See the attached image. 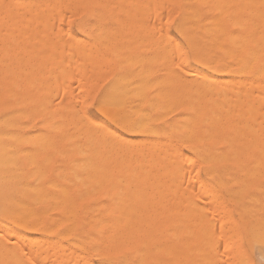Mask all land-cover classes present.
<instances>
[{
  "label": "bare ground",
  "instance_id": "bare-ground-1",
  "mask_svg": "<svg viewBox=\"0 0 264 264\" xmlns=\"http://www.w3.org/2000/svg\"><path fill=\"white\" fill-rule=\"evenodd\" d=\"M3 1V0H2ZM1 0H0V6H2V3L4 2H2ZM13 2H14V0H12ZM20 1V0H19ZM18 0H17V2H19ZM22 1L23 0H21L19 3H17L18 5H16L15 4V6H17V7H15V9L14 10H12L13 8H11V10H12V14L11 15H9L10 17H8V18H12V20H10L11 22L12 21H16V20H18V19H27L28 20V24L30 25V26H32V25H35V24H39L40 25V27H41V25H42V27H43V29L42 28H40L39 30H42V31H40V32H42L41 33V38H43V43H42V40H41V44H43L42 46H41V49H43L42 47L43 46H46V45H44V43L45 44H47L46 42V40H48V42H49V40H50V37L53 35V37L55 38V37H57V35L55 34V33H57V31H55L56 30V28L57 29H59L60 30V27H61V22H60V20L61 19H53V18H47V17H49V15L48 16H46L47 15V13H48V11H46L45 13H46V15L45 14H43V13H37V14H34V15H32L31 14V12L32 11H35L36 12V9H35V6L36 5H38L39 7H40V5L38 4V3H40L41 2V0H31L29 3H27V0L25 1L26 3H22ZM54 2H56V0H53ZM53 1L52 0H49V1H47L46 3H44L45 5H43V6H45L46 8H50V9H55V8H52V7H50V5H52V4H54L53 3ZM58 1V0H57ZM60 1V0H59ZM74 1V0H73ZM110 1H113V0H110ZM123 1V0H122ZM138 1V0H137ZM161 1V0H160ZM12 2V3H13ZM15 2H16V0H15ZM44 1H42V3H43ZM66 2H67V0H66ZM91 2V1H90ZM99 2V1H98ZM114 3H115V1H113ZM118 1H116V3H117ZM120 2V1H119ZM141 2V4H142V1H140ZM148 2H149V0H148ZM159 2V1H158ZM163 2V1H162ZM171 2V1H170ZM176 2H177V0H176ZM182 2V1H181ZM188 2V1H187ZM203 2H205V0H198V1H196V3H199V4H201V3H203ZM207 2L208 3H213V2H215V0H207ZM233 2H237V3H240V2H244V0H233ZM5 3V6H6V2H4ZM3 3V4H4ZM42 3H40V4H42ZM84 3V2H83ZM94 3V2H93ZM95 3H96V1H95ZM112 3V2H111ZM115 3V4H116ZM123 3H125V1H123ZM122 3V4H123ZM127 3H128V1H127ZM143 3H145L144 1H143ZM153 3V2H152ZM90 4V3H89ZM133 1L131 0V6H135V4H133ZM147 4L148 3H146L145 5L147 6ZM166 4V3H165ZM68 5V4H67ZM72 5V4H71ZM78 5V4H77ZM92 5V4H91ZM105 5H108V3L107 4H105ZM143 5V4H142ZM149 5V4H148ZM159 5V4H158ZM7 6H8V4H7ZM6 6V7H7ZM11 6V5H10ZM37 6V8H39ZM109 7H110V4L108 5ZM131 6H130V10H126V9H128V8H126V7H124L125 8V12L122 10V13H120L121 15V20L123 19V22L126 20V21H129V22H134L135 21V19H136V21L135 22H137V19H138V17H144V13H145V11H147L148 9L146 8V10H145V8L143 7V6H141L140 5V3L138 4V6L136 5L135 7H133V9L131 8ZM150 6V5H149ZM156 6V5H155ZM2 7H4V6H2ZM5 7V8H6ZM12 7V6H11ZM42 7V6H41ZM109 7H107V11H109L110 9H111V7L109 8ZM123 8V6H120V8ZM164 7V6H163ZM193 7V6H192ZM8 8V7H7ZM68 9H69V5H68V7H67ZM150 8H152V6L150 7ZM3 9V8H2ZM10 9V8H9ZM35 9V10H34ZM44 9V8H43ZM42 9V10H43ZM58 9V8H57ZM85 10H86V8H84ZM93 8L92 7H89L87 10L88 11H92V13H93V10H92ZM104 9V8H103ZM115 9V8H114ZM159 9V8H158ZM0 10H1V7H0ZM45 10V9H44ZM73 10V9H72ZM86 10V12H88ZM95 10V9H94ZM106 9H104V11H105ZM154 10V9H153ZM152 10V11H153ZM182 10H184V9H182ZM201 10H202V8H201ZM28 11V13H25V12H27ZM31 11V12H30ZM83 11V10H82ZM99 11H101V10H99ZM99 11H97V12H99ZM113 11V10H112ZM111 11V13H113ZM119 11H121V10H119ZM135 11V13H133ZM149 11V10H148ZM152 11H151V16H152ZM155 11V10H154ZM204 11V10H203ZM208 11H209V9H208ZM211 11V10H210ZM209 11V12H210ZM1 12V11H0ZM40 12H43V11H40ZM85 12V11H84ZM94 12H96V11H94ZM96 12V13H97ZM106 12V11H105ZM158 12V11H157ZM206 13H208L207 11H205ZM3 13V12H2ZM6 13L7 12H5L4 14H5V17H6ZM9 13H11L10 11H9ZM95 13V14H96ZM174 13V12H173ZM212 13H214L213 14V16L216 14V12H214V10H213V12ZM237 14H238V16H239V14H240V11H239V13L238 12H236ZM246 13V12H245ZM80 14V13H79ZM78 14V15H79ZM104 14V13H103ZM102 14V15H103ZM153 14H155V15H157L156 13H153ZM247 14V13H246ZM29 15H31L30 17H28ZM46 16V18H45V16ZM73 15V14H72ZM87 15H88V13H87ZM92 15H94V13L92 14ZM217 15V14H216ZM234 15V14H233ZM240 15H244V14H240ZM248 15V14H247ZM8 16V15H7ZM56 17H59L58 16V14L57 15H55ZM98 15H96L95 17H97ZM110 16V15H109ZM146 16H147V14H146ZM226 16V15H225ZM1 18L3 17L2 16V14H1V16H0ZM54 17V16H53ZM92 17V16H91ZM116 18H117V16H115ZM118 17H119V14H118ZM149 17V16H148ZM153 17V16H152ZM155 17V16H154ZM153 17V18H154ZM169 17V16H168ZM228 17V16H227ZM0 18V19H1ZM115 18V21H114V19L112 20V21H114L115 23H117L118 24V22L120 23V27L122 26V24H121V20H118V19H116ZM146 18V17H145ZM208 18V17H207ZM210 18V17H209ZM208 18V20H210ZM213 18V17H212ZM217 18H219L218 17V15H217ZM222 19H223V17H221ZM226 18V17H225ZM224 18V19H225ZM231 19H233V17H230ZM229 18V19H230ZM239 18V17H238ZM3 19V18H2ZM7 19V18H6ZM119 19H120V17H119ZM214 19V18H213ZM216 19V18H215ZM236 19H237V17H236ZM241 20H243L244 21V23H241V24H245L247 21V16L245 17V18H240ZM240 19H238V21H241ZM246 19V20H245ZM91 20V19H90ZM93 20V19H92ZM95 20V19H94ZM93 20V21H94ZM98 21H100L99 19H97ZM97 20H96V22H97ZM142 20V19H141ZM140 20V21H141ZM147 20V19H146ZM197 20H198V13H197V11H195L193 8H191V7H187L186 9H185V13H184V15H183V17L180 19V21L177 23V25H176V31H177V36L179 37V38H181V39H183L186 43H187V45L189 46V48L191 49V52H193V53H195L196 55H201V57H203V58H206L207 59V55H205V53H203L202 52V50H201V48L199 47V42L201 41V36H200V34H204L205 35V33H207L208 35H210L209 33H213V32H215L214 34H215V36L213 37V42L215 43L214 45H217L218 46V48H220V57H222L221 59H223L224 61H228L229 63H226V62H224V61H222V62H224V63H222L221 65H215L214 63H211V65L210 66H208V64L206 65V64H201V63H199V68H207V72H204L202 69L201 70H199V69H196V68H194L193 66H191L190 65V62H189V60L188 59H186L185 60V63H186V67L188 68V69H190L191 70V73H190V79H187V80H184V81H179V80H177L174 76H172L171 75V72L169 71L167 74H165L164 76H161L160 78H153L152 77V75H151V73H150V71H149V69H147V67H146V65L147 64H149V62H150V57L148 58V57H146V55L145 56H143V55H138V56H134V57H132V56H130V54L129 53H127V50L126 51H123V48L122 47H119L116 51H112V53H114V56H115V59L116 58H119V59H121V60H123V64H122V73H120L119 75H117L115 78H111L110 77V79L109 80H111V82L105 87V89H104V93H103V95L101 96V98H100V108H101V112H102V114L104 115V118H106V119H108V115L107 114H117V113H120L121 115H123V117L125 118V121L126 122H134V121H136V120H140V119H143V118H145V116H151V117H158V119L160 120V121H164V124L163 125H161L160 123H158V122H156V121H153V123H154V125L156 126V127H167L168 129H169V131H173V132H178V133H185L186 134V136H187V138H188V141H189V143H190V147L188 148V151L190 150V151H192V149L193 148H195V149H197L198 150V154H197V152H193L194 154H196V155H199L201 158H202V160L204 161V162H206V163H208L209 165H211L212 166V170H215V169H217V170H219V171H227V170H232V171H235L236 173H234V174H237V172H238V174H239V172H241V173H245V174H247L248 175V173L247 172H249V174H250V172H251V170H243V171H236L235 169H233L232 168V166H231V164L229 163V157L230 156H233V155H239L241 158H246V156H247V154H248V152L249 151H251V150H255V149H258V147H259V144H260V133H261V130H262V128H264V123H262V122H264V94H262L263 93V91H262V93L261 94H258V95H260V96H258V95H255V96H257L258 97V99H255V100H258L257 101V103H256V101H255V103H250V101L249 100H251V96H249L248 94L246 95V93H249L250 94V91H253V88H257V84H256V86H255V83H254V85H253V83L252 82H254L253 80H251L250 82L252 83V84H250V83H248L249 85H251V86H253V87H251V86H249L248 87V85H247V82H246V77L247 76H244V75H242L241 73H239L238 71H237V61H238V58H239V55L240 54H242L243 53V51L247 48V47H249L252 43H256L257 41H258V39H259V31L257 30V32H256V40L255 41H250L249 39H248V36H249V31H250V28H251V24H250V27L248 26V28L246 27V25H240L239 24V26H235L236 28H232L231 27V30H229V31H226V30H223V28L221 27H218V25L217 24H210L211 22H208L207 24H205L206 22H204V24L205 25H202V26H198V27H196V26H194L195 25V23L197 22ZM7 20H5V22H6ZM24 21V20H23ZM111 21V20H110ZM143 21L144 20H142V23H141V26H142V24H144L143 23ZM213 21V20H212ZM216 21H217V19H216ZM221 21V20H220ZM227 21H228V19H227ZM227 21H225V23H227ZM230 21V20H229ZM228 21V22H229ZM238 21H236V23L238 22ZM257 21H259V20H257ZM18 22H19V20H18ZM218 22V21H217ZM232 21H230V23H231ZM0 23H2V22H0ZM4 23V22H3ZM10 23V22H9ZM13 23V22H12ZM26 23H27V21H26ZM128 23V22H127ZM139 23V22H138ZM153 23V22H152ZM151 23V24H152ZM213 23H215V22H213ZM224 23V24H225ZM233 23V22H232ZM249 23V22H248ZM257 23H259V22H257ZM22 24H24L25 25V23L23 22H21V25ZM98 24V23H97ZM96 24V25H97ZM150 24V23H149ZM167 24V23H166ZM11 24H9V26H10ZM19 25V24H18ZM23 25V26H24ZM123 25H125V23L123 24ZM139 25V24H138ZM137 25V26H138ZM154 25V24H153ZM220 25H222V24H220ZM219 25V26H220ZM227 25H232V24H227ZM6 26V25H5ZM13 26V25H12ZM12 26H10V27H12ZM94 26V28H96L95 27V24L94 23H92V24H90V23H86V26L84 27V28H82L81 27V31H82V36H84V35H86L87 34V32L88 31H90V29L92 28ZM133 26V25H132ZM164 26V25H163ZM22 27V26H21ZM34 27V26H33ZM35 27H37V26H35ZM102 27V26H101ZM122 27H124V26H122ZM122 27H121V30H122ZM128 27V26H127ZM136 27V26H135ZM143 27V26H142ZM152 27V26H151ZM161 27H162V25H161ZM234 27V26H233ZM2 28V27H1ZM28 28V27H27ZM30 28V27H29ZM50 28H53V29H55V30H53V31H55V33L53 32V31H50ZM134 28V27H133ZM132 28V29H133ZM139 28V27H138ZM137 28V29H138ZM5 29V28H4ZM20 29V28H19ZM23 29H24V27H23ZM34 29V28H33ZM37 29V28H36ZM35 29V30H36ZM99 29V28H98ZM104 29V28H103ZM113 29V28H112ZM125 29V28H124ZM144 31H146V26L144 27ZM148 29V28H147ZM228 29V28H227ZM7 30V29H6ZM14 30H16V29H14L13 28V30L11 29L10 31H14ZM39 30L37 31L38 33H39ZM52 30V29H51ZM95 30V29H94ZM97 30V29H96ZM121 30H119V31H121ZM131 30V29H130ZM150 30V29H149ZM0 31H1V29H0ZM20 31H22V29L20 30ZM19 31V32H20ZM31 31V30H30ZM98 31V30H97ZM105 31V30H104ZM65 32V31H64ZM63 32V33H64ZM94 32V31H93ZM107 32H109V31H107ZM111 32V31H110ZM135 32V31H134ZM142 32V31H141ZM24 33V35H25V32H23ZM53 33V34H52ZM62 33V34H63ZM78 33H79V31H78ZM92 33V32H91ZM100 33H102V32H100ZM118 33V32H117ZM130 33V32H129ZM140 33V32H139ZM139 33H137L138 35H139ZM144 33V32H143ZM0 34H1V32H0ZM6 35L7 34H9V31L7 32V33H5ZM4 34V35H5ZM15 34V33H14ZM107 34V33H106ZM111 34V33H110ZM112 34H113V31H112ZM123 34V33H122ZM121 34V35H122ZM141 34V33H140ZM147 34V33H146ZM164 34V33H163ZM163 34H162V36H163ZM5 35V36H6ZM11 35H12V33H11ZM10 35V36H11ZM23 34H20L19 36H22ZM24 35H23V37H24ZM39 35H40V33H39ZM56 35V36H55ZM58 35H59V33H58ZM61 35V34H60ZM94 35V34H93ZM116 35V34H115ZM114 34H113V38L111 37V39H113V40H116L115 38H114V36H115ZM119 35H120V33H119ZM142 35V34H141ZM160 35V34H159ZM166 35V34H165ZM8 36V35H7ZM13 36L14 35H12L11 36V38L10 39H14L13 38ZM33 36V35H32ZM36 36H38V35H36ZM63 36V37H62ZM61 37L62 38H64V40H68V41H72V44L73 43H77V44H82V42L81 41H83V40H81L82 38H78V37H75V36H73V35H71V34H69V33H64L63 35H62ZM96 36H98V35H96ZM100 36V35H99ZM102 36V35H101ZM117 36H118V34H117ZM147 36H150V35H146V37ZM155 36V35H154ZM1 37V36H0ZM3 37V36H2ZM17 37V36H16ZM205 37V36H204ZM29 38H31V37H29ZM39 38V37H38ZM44 38H45V41H44ZM58 38H60V36L58 37ZM57 38V39H58ZM93 38L94 37H92L91 39L93 40ZM159 38H161V37H159ZM207 38H208V36H207ZM4 39H5V37H4ZM18 39H19V37H18ZM27 39H28V37H27ZM32 39V38H31ZM33 39H35V37H33ZM61 39V38H60ZM97 39H98V37H97ZM124 38H122V40H123ZM127 39V38H126ZM138 39V38H137ZM30 40V39H29ZM39 41H40V39H38ZM63 40V39H62ZM91 40V41H92ZM99 40V39H98ZM108 40V39H107ZM131 40H133V39H131ZM135 40H136V38H135ZM148 40H150V39H148ZM158 40V39H157ZM161 40V39H160ZM159 40V41H160ZM175 41L174 42V44H173V46H175V44L178 42L177 40L178 39H175V38H172V37H170V36H165L163 39H162V42L164 43V45L162 46V47H164V46H167V45H169V44H171V41ZM206 40V38L204 39V41ZM4 41V40H3ZM13 42L14 41H17V40H12ZM20 41V40H19ZM37 41V40H36ZM38 41V42H39ZM52 41V40H51ZM56 41V40H55ZM68 41H66V43L68 42ZM86 41H88V40H86ZM110 41V40H109ZM107 42V43H109L110 44V42ZM117 41V40H116ZM125 41V40H124ZM128 41V40H127ZM151 41L153 42V40L151 39ZM208 41V40H207ZM5 43H6V41H4ZM23 42V41H22ZM30 42V41H29ZM57 42V41H56ZM60 42L61 41H59V45H60ZM104 41H102V43H103ZM112 42V41H111ZM119 42V41H118ZM134 42H136V41H133V43ZM139 42H141V41H139ZM148 42V41H147ZM150 42V41H149ZM151 42V43H152ZM161 42V41H160ZM31 43V42H30ZM30 43H24L25 45L27 44V45H29ZM40 43H38V44H40ZM63 43V42H62ZM62 43H61V45H62ZM71 43V42H70ZM69 43V44H70ZM84 43V42H83ZM137 43V42H136ZM143 43H144V41H143ZM154 43V42H153ZM205 43V42H204ZM209 43H210V41H209ZM3 44V43H2ZM9 44L10 45H12L13 43L11 42L10 43V41H9ZM15 44V43H14ZM34 44V43H33ZM48 44H50V42L48 43ZM48 44H47V46H48ZM56 44V43H55ZM55 44H54V47L52 48L53 50H55L56 51V48H55ZM57 44V45H58ZM64 45H65V43H63ZM77 44H75L76 45V47H79V46H77ZM80 44V45H81ZM85 44H89V43H85ZM84 44V45H85ZM138 45L139 44H141V43H137ZM136 44V45H137ZM156 44H157V42H156ZM160 44V43H159ZM35 45V44H34ZM34 45H30L31 47H34ZM52 45L53 44H51V47H52ZM99 45H101V43H99ZM131 45H132V43H131ZM137 45V46H138ZM148 45H150V43H148ZM147 45V47H149ZM158 45V44H157ZM204 45V44H203ZM2 46H4V45H2ZM1 46V47H2ZM17 46V45H16ZM24 46V45H23ZM36 46V45H35ZM67 46H70V45H65V48H67V51H65V50H62V51H60V53H59V51H58V57H55L56 55H57V52H55L54 51V53L53 54H55L54 55V57L52 58V56H49L50 54L49 53H47L49 50H47L48 49V47H44V49L43 50H45L46 49V51H44V52H46L47 54H48V57H49V59L51 58V59H55V58H57V59H55L54 61H53V63H55V65L54 64H52V66L51 67H53V68H51L50 67V62H49V60H44V58L46 59L47 58V55H43L44 54V52H42V53H40V55L42 54L43 56H44V58H43V56L41 57V59H42V63L40 62L39 63V60H38V63L39 64H41V66L39 67L38 66V68L36 67V70H38L39 68H41V71H47L48 72V70H50V69H48L49 67L52 69V70H54V71H52L53 73H54V75L55 76H60V74H62L61 72H63V70H64V68H66V66H70L71 64H72V61H70L71 62V64H70V62L68 61V56L70 57V55H66L67 54V52L70 50V48H68ZM102 46V45H101ZM127 46V45H126ZM133 46V45H132ZM140 47H141V45H139ZM7 47H9L10 48V46L7 44ZM50 47V48H51ZM57 47V46H56ZM60 47V49H63V46H59ZM58 47V48H59ZM90 47V46H89ZM104 47V46H103ZM128 47V46H127ZM130 47V46H129ZM128 47V48H129ZM154 47H156L155 45H154ZM154 47H152V48H154ZM158 47V46H157ZM211 47V46H210ZM4 48H6L5 46H4ZM3 47H2V52H3V49H4ZM8 48V49H9ZM13 48V47H12ZM19 48H21L20 46H19ZM25 48V47H24ZM35 48H37V47H35ZM55 48V49H54ZM64 48V49H65ZM72 48V47H71ZM80 48H81V46H80ZM107 48V47H106ZM131 48V47H130ZM217 48V47H216ZM26 49H28V48H26ZM38 49V48H37ZM69 49V50H68ZM73 49V48H72ZM86 49L87 48H85L84 50L86 51ZM90 49V48H89ZM88 49V50H89ZM125 49V48H124ZM144 51H145V49L144 48H142ZM6 50H7V48H6ZM10 50V49H9ZM23 50V49H22ZM35 50V49H34ZM39 50H40V48H39ZM43 50H40V51H43ZM51 50V49H50ZM77 50V49H76ZM76 50H75V52H76ZM111 50V49H110ZM136 50H137V48H136ZM156 50V49H155ZM5 51V50H4ZM8 51V50H7ZM12 51H14V50H12ZM21 51V50H20ZM24 51V50H23ZM27 51V50H26ZM28 51H30V50H28ZM79 51H80V49H79ZM84 51V52H85ZM97 51H98V49H97ZM128 51H129V49H128ZM148 51H149V49H148ZM203 51H205V50H203ZM217 51H218V49H217ZM30 52H32V51H30ZM34 52V51H33ZM32 52V53H33ZM89 52V51H88ZM91 52V51H90ZM95 52V51H94ZM99 52V51H98ZM4 53V52H3ZM20 53V52H19ZM18 53V54H19ZM25 53V52H24ZM35 53V52H34ZM34 53L32 54V56L34 55ZM71 53V52H70ZM74 53V51L72 50V53H71V55ZM79 53V52H78ZM218 53V52H217ZM7 54V53H6ZM69 54V53H68ZM84 54V53H83ZM89 54V53H88ZM101 54V53H100ZM104 54V53H103ZM108 54V53H107ZM40 55L38 56V57H40ZM75 55V54H74ZM77 55V54H76ZM91 55V54H90ZM89 55V56H90ZM136 55V54H135ZM203 55V56H202ZM16 56V55H15ZM14 56V57H15ZM19 56V55H18ZM36 55H34V57H31V61L33 60L32 58H34L35 59V63H36V61H37V59L35 58V57H37ZM46 56V57H45ZM66 56H67V60L65 59L66 58ZM78 56V55H77ZM80 56H82V54L80 55ZM92 56V55H91ZM100 56V55H99ZM98 56V57H99ZM101 56H103V55H101ZM152 56L153 55H151V58H152ZM259 56H260V49H259V47H257V49H256V57H257V59L259 58ZM13 57V58H14ZM22 57V56H21ZM93 57V56H92ZM91 57V58H92ZM105 57V56H104ZM109 57H110V55H109ZM154 57V56H153ZM213 57H215V55H212L208 60H212L213 59ZM217 57V56H216ZM0 58H1V56H0ZM16 58V57H15ZM14 58V59H15ZM71 58H73V57H71ZM82 58V57H81ZM85 57H83L82 59H84ZM7 60H8V58H6ZM10 59V58H9ZM40 59V58H39ZM40 59V60H41ZM77 59H79V57L77 58ZM99 59V58H98ZM108 59H111V58H108ZM107 59V60H108ZM154 59V58H153ZM153 59H151V60H153ZM190 59V58H189ZM217 59V58H216ZM216 59H215V61H216ZM219 59V58H218ZM0 60H4V59H0ZM11 60V59H10ZM16 60V59H15ZM17 60L18 61H20L18 58H17ZM16 60V63H17V65L19 64L18 63V61ZM27 60H29V58L27 59ZM27 60L25 61V62H27ZM70 60V59H69ZM85 60V59H84ZM90 60V59H89ZM99 60H101V59H99ZM192 61H194V62H196V60L195 59H191ZM22 61V60H21ZM102 61H103V59H102ZM101 61V62H102ZM116 61V60H115ZM154 61H156V60H154ZM153 61V62H154ZM4 62V61H3ZM11 62V61H10ZM10 62L8 63V65L10 64ZM33 62V63H34ZM52 62V61H51ZM79 62H80V59H79ZM93 62H94V60H93ZM152 62V63H153ZM2 63V62H1ZM12 63H14L13 61L11 62V64H10V67L8 66V68H9V70L11 71V66H12ZM78 63V62H77ZM77 63H76V65L75 66H77ZM85 62H82V63H80L81 65L82 64H84ZM89 63V62H88ZM98 63V62H97ZM99 63H100V61H99ZM106 63H107V61H106ZM110 63H112V62H110ZM115 63V62H114ZM117 63V62H116ZM156 63V62H155ZM4 64H5V62H4ZM3 64V66H5ZM20 64H21V62H20ZM19 64V67H17V69L18 68H20V66H24V64L22 63L21 65ZM28 64V63H27ZM70 64V65H69ZM79 64V63H78ZM94 64V63H93ZM113 64V63H112ZM197 64V63H196ZM219 64V63H218ZM38 65V64H37ZM95 65H96V61H95ZM101 65V64H100ZM109 66H110V64H108ZM33 66V65H32ZM35 66V65H34ZM33 66V67H34ZM84 66H86V64L84 65ZM96 66H99V65H96ZM115 66V65H114ZM149 66V65H148ZM1 67V66H0ZM13 67H15L14 65H13ZM28 67V66H27ZM30 67V66H29ZM79 67V66H78ZM82 67V66H81ZM81 67H80V69H81ZM2 68V67H1ZM8 68H7V70L6 69H4V70H6V71H3L2 69H0V71L2 70L3 72H5V74H8ZM24 68H26V67H24ZM76 68V67H75ZM89 68H91L90 66H89ZM89 68H87L88 70L87 71H89V70H91V74H92V69H89ZM114 68V67H113ZM22 69V68H21ZM32 69H34V68H32ZM31 68H30V71L29 72H31V70H32ZM48 69V70H47ZM79 69V68H78ZM85 69H86V67H85ZM98 68H96V70H97ZM116 69H118V67L116 68ZM216 69H220L219 71H217ZM20 70V69H19ZM23 70V69H22ZM29 70V69H28ZM119 70V69H118ZM117 70V71H118ZM196 70H197V72H196ZM1 71V72H2ZM40 71V70H39ZM37 72V75H38V73L39 74H41V71L40 72ZM83 71H84V68H83ZM0 72V73H1ZM2 72V73H3ZM21 72V71H20ZM26 72V71H25ZM34 72V71H33ZM32 72V73H33ZM52 72H49V73H52ZM68 72L69 71H67L66 73L68 74ZM76 72L78 73V71L76 70ZM11 73V72H10ZM14 73V72H13ZM12 73V74H13ZM24 73V72H23ZM22 73V74H23ZM44 72H42V74H43ZM84 73V72H83ZM89 73V72H88ZM97 73V72H96ZM27 74V76L28 75H31V73L30 74H28V72L26 73ZM42 74H41V76H38V79H35V80H38L39 81V85H42V84H40V80H39V78L40 79H43L42 77ZM45 74V73H44ZM72 73H70V76H72L71 75ZM76 74V73H75ZM100 74V73H99ZM101 74H102V72H101ZM104 74H106V73H104ZM109 74H110V72H109ZM219 75L218 77H212L213 75ZM3 75V74H2ZM9 75V74H8ZM21 75V74H20ZM53 75V74H52ZM52 75H48L46 78H52ZM54 75H53V77H54ZM77 75V74H76ZM72 76V77H75L76 79H78V78H80V77H78L77 78V76ZM82 75V74H81ZM94 75V74H93ZM92 75V76H93ZM63 76V75H62ZM66 76V75H65ZM64 76V77H65ZM91 76V77H92ZM4 77V76H3ZM7 77V76H6ZM72 77H69V78H71V81H70V79H68V76H66V78L64 79L63 77H58V79H61V78H63V80L61 79V81L59 80V82H58V84H59V86H60V82H61V87L64 85L63 84V82H66V83H69V82H71V84H73V82H72ZM95 77V76H94ZM105 77V76H104ZM108 77V76H107ZM257 78H260L261 79V81H262V83L264 84V79H262L259 75H257L256 76ZM256 77H253V78H256ZM10 78H12V75L10 76ZM18 78H19V76H18ZM17 78V79H18ZM21 78V77H20ZM20 78H19V82H20ZM22 78H24L23 76H22ZM26 78V77H25ZM45 78V79H46ZM75 78H73V79H75ZM249 78V77H248ZM30 78H28V80H29ZM32 79V78H31ZM33 79V80H34ZM57 79V78H56ZM75 79V80H76ZM81 79V78H80ZM102 79V78H101ZM104 79V78H103ZM106 79V78H105ZM0 80H1V78H0ZM9 80H11V79H9ZM14 80V79H13ZM22 80V79H21ZM27 80V79H26ZM44 80V79H43ZM53 80H55L54 78H53ZM84 80V79H83ZM88 80V79H87ZM248 80H250V79H248ZM247 80V81H248ZM18 81V80H17ZM51 81H52V79H51ZM77 81V80H76ZM81 81V80H80ZM11 82H12V80H11ZM28 82V81H27ZM26 81H25V83H27ZM32 83L34 82V81H31ZM42 82V81H41ZM46 82V80H44V83ZM54 82V81H53ZM79 81H77L76 83H78ZM94 82V81H93ZM103 82V81H102ZM258 82V81H257ZM259 82H260V80H259ZM2 83V82H1ZM8 83H10V82H8ZM24 83V82H23ZM44 83H43V85H44ZM48 84L49 83H52V82H47ZM47 83H45L46 84V86L48 85ZM66 83H65V85H66ZM205 83L207 84V85H209V86H211V87H205ZM6 84H7V82H6ZM35 84H37V82L35 83ZM70 84V86L72 87V85ZM75 84V83H74ZM90 84V83H89ZM3 85H5V84H3ZM20 85H22L21 83H20ZM42 85V86H43ZM50 85V84H49ZM54 85H55V83L53 84V87H54ZM68 85V84H67ZM94 85V84H93ZM259 85H261V84H259ZM259 85H258V87H259ZM7 86V85H6ZM12 86V85H11ZM14 86V85H13ZM27 86V85H26ZM34 85H32L31 84V87L30 88H32ZM37 86V85H36ZM46 86H44V89L45 90H43L42 89V92H45L46 94H47V92H46V89H47V87ZM91 86V85H90ZM255 86V87H254ZM263 86V85H262ZM3 87V86H2ZM92 87V86H91ZM104 87V86H103ZM4 88V87H3ZM9 88V86L7 87V89ZM13 88V87H12ZM39 88H43V87H40L39 86ZM50 88H52V85L50 86ZM54 88H57V87H54ZM62 88H64L65 89V86L64 87H62ZM67 88V87H66ZM69 88V87H68ZM261 88H264V87H261ZM261 88L259 89H257V91H261ZM0 89H2V88H0ZM5 89H6V87H5ZM29 89V88H28ZM18 90V89H17ZM35 90V89H34ZM37 90V89H36ZM34 91V92H38L39 91V89H38V91ZM48 90H49V86H48ZM53 90V92H55L54 91V89H51V91ZM68 90V89H67ZM11 91V90H10ZM19 91V90H18ZM17 91V92H18ZM26 91V90H25ZM60 91V90H59ZM62 91H64V90H62L61 89V92ZM69 91V90H68ZM12 92H14V91H12ZM33 92V93H34ZM52 92V93H53ZM57 92V93H56ZM56 94L58 95V91H57V89H56ZM233 92V95H231L230 93H232ZM246 92V93H245ZM49 93H51V92H49ZM48 93V94H49ZM55 93H53L54 95H53V97H51L52 95H50V97L52 98L51 99V101L53 100V98L54 99H56L55 98ZM63 93V92H62ZM210 93V94H209ZM11 94V93H10ZM46 94H43V96H45ZM230 94V95H229ZM252 94V93H251ZM250 94V95H251ZM256 94V93H255ZM42 95V93L40 94V96ZM56 95V96H57ZM101 95V94H100ZM10 96V95H9ZM43 96H41L42 98H43V100L45 99V103H47L48 104V102H50V101H47V100H50V97H48V99L47 98H44ZM252 96H254V95H252ZM3 97V96H2ZM15 97V96H14ZM13 97V98H14ZM39 98V97H38ZM42 98L40 99V100H42ZM256 98V97H255ZM8 99H10V97L8 98ZM12 99V98H11ZM10 99V100H11ZM64 99H66V98H64ZM252 99H253V97H252ZM13 100V99H12ZM42 100V101H43ZM37 101V100H36ZM54 102L56 101V100H53ZM70 101V100H69ZM69 101H68V103H69ZM252 101V100H251ZM40 102V101H39ZM44 102V101H43ZM59 102H61V101H59ZM67 102V101H66ZM13 103V102H12ZM65 103V102H64ZM68 103H66V104H62V110L61 111H63V112H61L60 110H58V111H60L59 113L60 114H62V113H64L65 112V108L67 109V104ZM71 103V102H70ZM6 104H10L9 102L8 103H6ZM39 104V103H38ZM45 105L44 103H42L41 102V104L40 105H38V106H40V108L42 107L41 105H44L45 107H46V109H40V112H41V110H46V112L48 113H50V112H54L55 110H52V109H50V108H53V107H50L49 105L50 104H54L53 102H50L48 105ZM55 104H56V106H54V107H56L57 108V102H55ZM11 105V104H10ZM60 105V104H59ZM58 105V107H61V105L59 106ZM66 105V106H65ZM245 105H246V107H245ZM47 106H48V108H49V111H48V108H47ZM65 107V108H64ZM69 107V106H68ZM240 107H244V108H241V110L240 109H238L240 112H236L235 110H236V108H240ZM44 108V107H43ZM82 108V107H81ZM182 108H184V111H185V113L182 115V116H177L176 118L174 117V119H172L171 120V124H168V122L164 119L165 118V116H169V114H171V113H173L174 111H176V110H178V109H182ZM54 109V108H53ZM60 109V108H59ZM69 109H70V107H69ZM244 109V110H243ZM71 110V109H70ZM75 110H76V108H75ZM57 111V112H58ZM68 111V110H67ZM74 110L72 109V111L71 112H73ZM77 111V110H76ZM75 111V113L77 114V112ZM183 111V112H184ZM79 112V111H78ZM81 112H83L82 110H81ZM180 112H182V111H180ZM48 113V114H49ZM55 113L56 112H54V113H52L53 115H55ZM59 113H57L56 115H58ZM84 113V112H83ZM175 113V112H174ZM48 114H46V116H47V119H50L49 117H51V113H50V115H48ZM66 115L67 114H69L70 115V112L68 111V113H65ZM79 114L81 115V113L79 112ZM14 115H15V113H14ZM13 115V116H14ZM63 115V114H62ZM79 115V116H80ZM180 115V114H179ZM9 116V115H8ZM20 116V115H19ZM23 116V115H22ZM61 116V115H60ZM59 116V117H60ZM72 116V115H71ZM74 116H75V114H74ZM10 117V116H9ZM17 117V116H16ZM53 117V121H54V116H52ZM77 118H78V115L76 116ZM83 117V116H82ZM6 118V117H5ZM20 118V117H19ZM68 118H71L70 116L68 117ZM73 118H75V117H73ZM1 119V118H0ZM18 119V118H17ZM57 119V118H56ZM61 119V120H60ZM63 119V116H61L60 118H59V121H63L62 120ZM72 119V118H71ZM83 119V118H82ZM84 119L86 120V122L85 121H83V122H85L84 124H83V126H81V127H79L78 125L76 126V125H72V123L70 122L69 124H71L73 127H79V128H77L76 130H75V128H72V133H70V132H67L68 131V129H67V127L65 128L64 126L63 127H60L59 126V124H58V122L57 121H54V122H52L53 123V125H55L56 126V128L58 129V131H65L66 129V131H65V133L67 132L68 133V135L66 134V135H63V134H61V136H62V142H66V144H68V146L66 147V150H65V147H64V150L66 151V153L67 154H69V155H77V160L75 161L74 160V162H72L70 165H69V167H68V169H67V174H72V175H74V179H72V180H74L73 182H65V183H62L63 182V176H62V182H60V181H57L56 183H53V185H52V187H51V192H50V195L48 196V198H47V206L48 207H46V210H47V212H48V220H47V222H48V224H47V226H42V227H36V229H35V233H40V235H41V239L42 240H40V239H37L38 237H36L35 239L36 240H38L39 242L41 241L42 243H43V241H44V243L46 242L47 243V245H49L50 247L51 246H59V248L58 247H52L51 248V252L53 253L52 254V256L55 254V253H59V254H57V255H55L54 257H48V258H55L56 256H61L62 255V252L64 251V250H67L68 252H70V253H72V254H75L74 252H73V249H76V250H79V244L80 243H82V242H84V240H83V238L85 237V236H88L89 237V241H88V243H91L92 242V238H91V236H90V234H91V232H93L94 230H99L98 231V236H100L101 235V233H106V235L103 237V239L105 240V241H107L109 238H112V239H114V238H118V240H120L119 241V243L121 242V241H123V239H128V237H131L130 236V232L131 233H134V230L135 231H137L136 229L137 228H139L140 226H138L139 225V223L142 221V219L144 218V216H145V214H147V210L148 209H146L147 208V205L150 207V204L152 203V204H156V203H153V200H152V197L153 196H149L150 194H149V192H151V191H153L154 192V190L156 189L157 191H158V189H160L159 187H158V185L159 186H162V184L160 185L159 183L161 182V181H158V179L160 180V178L162 179V177H165V178H167L168 179V177H166L167 176V174L169 175L171 172L170 171H173L172 170V165L171 164H173V162L171 161V160H169L168 159V152L166 151V149L168 148V145H165L164 143H162V140H163V138L162 137H159V136H153V135H151L150 133H148V132H146V131H141V130H139V129H137L136 131H133V132H130V133H127L126 135H128V136H132V137H135V136H137V135H139V134H141V135H144V136H146V137H150V138H152V139H159L160 138V143H159V147H158V145H157V148H156V146H153V144L154 143H152L151 144V146L153 147V149H150L151 148V146H150V144L149 143H151L150 141H148V140H150V139H147V142H148V144H149V146H142V145H144V143L143 142H145V140H143V142H141L140 140H139V138L138 139H136V140H139V141H137V142H139V143H141V149L139 150V148H136V147H134V150L135 151H129L130 152V157H129V155H128V157H129V159H131V157L133 158V155L135 156L134 158H136V159H132V163L134 162V164H136V166H138L137 164L138 163H141L140 161H142V159H143V161H145L144 160V158H145V156L144 155H146V153H151L150 155H157V159H156V156H154L155 157V159H154V162L151 164V163H149V162H147V163H149V164H146V162L145 163H142V164H144V166L142 165V164H140L141 166H143V167H145V165H148L147 166V168L148 169H150V168H152V166H153V168H154V171H157L158 169H156L155 170V167H157V168H161V169H163L164 171H162V170H160V172L163 174L162 175V177L160 176V178L158 177L159 175H160V172H159V174L158 175H155L156 176V178L155 177H153L154 175V173L152 174L151 173V178L154 180V179H156L154 182H153V185H151L152 184V179L148 176V172L150 171V170H153V169H150V170H145L144 172H146L144 175H145V178H144V183H145V179H146V177H147V180L149 181V178L151 179V183L149 182V184L151 185H149L148 187L147 186H145V188H147L146 190H143V189H145V188H143V189H141V188H139L138 186H134L135 184H138V182L140 181V179H139V177L136 175V174H134L136 171L138 172V170H136L135 172H130L131 173V178H132V176H135L136 175V177L135 178H137L138 177V179L136 180L135 178L133 179V180H135V181H137V183L135 182V184H133V186H132V183L130 184V183H128V184H126L128 181H130V180H125V181H123V179L122 180H120L121 179V176H123L124 174H125V172L124 171H126L127 169H128V166L126 165V162L127 161H125L124 162V159H127V158H124L125 156H126V153L127 152H119L120 153V155H119V153H118V155H117V153H115L116 154V156H118V158H120V165H121V168H122V172H124V174L122 175V174H119L120 175V179L118 178L116 181H114L113 183H111V182H108L109 181V179L112 181V176H111V174L113 175L114 173L113 172H111V174H110V176H111V178L109 177V171H108V169L110 170V168H109V165H110V162H109V165L108 166H106V163L105 162H107V161H105L104 162V159H102L103 161H101V159H100V153H101V151H102V144H104V140H103V135H102V133L100 132V131H98L97 130V125H103V126H107V123H106V121L105 120H102V119H98V120H91L90 118H87L86 116H84ZM83 119V120H84ZM3 120V119H2ZM9 120V119H8ZM15 120V119H14ZM73 120V119H72ZM80 120V119H79ZM19 121V120H18ZM65 121H66V118H65ZM76 121V120H75ZM81 121V120H80ZM7 122V121H6ZM50 122V123H51ZM67 122V121H66ZM65 122V123H66ZM77 122V121H76ZM9 123V122H8ZM16 123V122H15ZM51 123V124H52ZM61 123V125H62V122H60ZM65 123H63V125H65ZM68 123V122H67ZM66 123V124H67ZM80 123V122H79ZM81 123H82V121H81ZM81 123H80V125H81ZM2 124V123H1ZM73 124H75V123H73ZM6 125V124H5ZM46 125V124H45ZM70 125V127H72ZM7 127V126H6ZM10 127V126H9ZM59 127L61 128V129H63V130H60L59 129ZM69 127V128H70ZM2 128H3V126H2ZM4 128H5V126H4ZM45 128V127H44ZM19 129H21L20 127H19ZM65 129V130H64ZM75 130V131H74ZM4 131V130H3ZM9 133V132H8ZM62 133V132H61ZM64 133V132H63ZM64 133V134H65ZM70 133V134H69ZM197 133H199V135L197 134ZM11 134V133H10ZM60 134V133H59ZM99 134H101V135H99ZM5 135V134H4ZM16 135V134H15ZM19 136V135H18ZM27 135H25V138H27L28 139V137H26ZM217 136H219V139H213V137H217ZM4 137V136H3ZM14 137V136H13ZM24 137V136H23ZM6 138H8L9 139V137H6ZM31 137L29 136V140H31L30 139ZM5 141H7L6 139H4ZM19 140H21V139H19ZM18 140V141H19ZM23 140H25V139H23ZM33 140V139H32ZM131 140H133V139H131ZM12 141L14 142V145H18V143H17V140H16V144H15V141L12 139ZM61 141V140H60ZM152 141V140H151ZM155 141V140H154ZM159 141V140H158ZM12 142V143H13ZM25 142V141H24ZM133 142V141H132ZM136 142V141H135ZM20 143V142H19ZM21 143H22V140H21ZM25 143H27V141L25 142ZM25 143H22V145H24ZM31 143H32V141H31ZM146 143V142H145ZM127 144H131L130 143V140L127 138ZM135 144V146H136V143H134ZM156 144V143H155ZM154 144V145H155ZM13 145V144H12ZM36 145H38L37 143H36ZM40 145H42V146H40ZM43 145L44 144H39L38 145V148L40 147L41 149H45L46 150V147L45 148H43ZM133 145V144H132ZM147 145V144H146ZM2 146V145H1ZM7 146V145H6ZM11 146V145H10ZM32 146V145H31ZM131 146V145H130ZM129 146V147H130ZM167 146V147H166ZM148 147H150L149 149H148ZM155 147V148H154ZM165 147H166V149H165ZM1 148V147H0ZM3 148H5V147H3ZM7 148V147H6ZM5 148V149H6ZM106 148V147H105ZM16 149V148H15ZM33 149L34 150H36L35 149V147H34V144H33ZM138 149V150H137ZM185 149H187V148H185ZM13 150V149H12ZM38 150V149H37ZM42 150V151H43ZM108 150V149H107ZM111 149H109L108 151L110 152V154L109 155H111V151H110ZM129 150H130V148H129ZM132 150H133V148H132ZM1 151L2 150H0V154H1V156H2V153H1ZM21 153H22V151L21 150H19ZM23 151H25V153H23V154H25V157L27 156V154L29 155V151L30 150H23ZM26 151H28V153L26 152ZM33 151V150H32ZM42 151L40 150V152H41V154L40 155H42L43 156V153H42ZM103 151H105L106 152V149L104 150L103 149ZM107 151V152H108ZM114 151V150H113ZM128 151V150H127ZM137 151V152H136ZM189 151V152H190ZM17 152V151H16ZM37 152V151H36ZM35 152V153H36ZM45 153H46V151H44ZM107 152H106V157L108 156V154H107ZM4 153V152H3ZM35 153H34V155H35ZM38 153H39V150H38ZM133 153V154H132ZM192 152H191V154H193ZM113 154H114V152H113ZM148 154V155H149ZM194 154H193V157H194V159L196 158V157H198V156H194ZM6 155V154H5ZM22 155V154H21ZM31 156H29V157H33L34 155L33 154H30ZM36 155H37V153H36ZM147 155V156H148ZM150 155H149V157H150ZM8 156V155H7ZM24 156V155H23ZM22 156V157H23ZM102 156H103V153H102ZM104 156H105V154H104ZM103 156V157H104ZM137 156V157H136ZM27 158V159H30V158ZM35 157V156H34ZM102 157V158H103ZM141 157H144V158H141ZM152 157V156H151ZM150 157V158H151ZM154 157H152V159L154 158ZM1 158V157H0ZM35 158H38V157H35ZM40 158V157H39ZM68 159H69V157H67ZM117 158V159H118ZM147 158V157H146ZM186 158L188 159V157L186 156ZM185 158V160L186 161H188V163H191V161H193V160H191V161H189V159L187 160ZM189 158H190V155H189ZM3 159V158H2ZM9 159H10V161H11V158H10V156H9ZM23 159V158H22ZM108 159V158H107ZM109 159H110V157H109ZM141 159V160H140ZM151 159V160H152ZM197 159V158H196ZM13 160V159H12ZM31 160V159H30ZM42 160H43V158H42ZM114 161H115V163H117L116 162V160H115V158L113 159ZM112 160V158L109 160V161H113ZM140 160V161H139ZM198 160L199 161H201L199 158H198ZM2 161V160H1ZM25 161H26V159H25ZM27 161H29V160H27ZM47 160H45V162H46ZM113 161V162H114ZM118 161H119V159H118ZM135 161H137V163H135ZM153 161V160H152ZM152 161H150V162H152ZM30 162V161H29ZM34 162H35V159H34ZM43 162V161H42ZM65 162V161H64ZM71 162V161H70ZM130 162V160L128 161V165H130V164H132ZM9 163V162H8ZM27 163V162H26ZM36 163H38V162H36ZM48 163V162H47ZM130 163V164H129ZM180 163H182V161L180 162ZM183 163H184V161H183ZM182 163V164H183ZM0 164H4V163H0ZM6 164H7V160H6ZM11 165H12V163H10ZM34 164V163H33ZM45 164V163H44ZM64 164V163H63ZM68 164V163H67ZM111 164H113V163H111ZM134 164H132L133 166H134ZM185 164V163H184ZM187 164V163H186ZM197 164V163H196ZM10 165V166H11ZM28 165V164H27ZM32 164L30 163V166H31ZM38 165V164H37ZM43 165V164H42ZM46 165V164H45ZM119 165V166H120ZM168 165H169V167H168ZM174 165V167H175V164H173ZM178 165V164H177ZM10 166H9V168H10ZM34 166H35V164H34ZM51 166H52V163H51ZM114 166H115V164H114ZM132 166V167H133ZM171 166V167H170ZM190 166V165H189ZM196 166V165H195ZM12 167H15V166H12ZM26 167V166H25ZM29 167V166H28ZM27 167V168H28ZM38 167V166H37ZM110 167H112V166H110ZM116 167V166H115ZM131 166L129 167L130 168V170H131V168H132ZM143 167H141V169L143 168ZM168 167V168H167ZM173 167V168H174ZM178 167V169H177V172H178V176H180V173H185V171H183V172H181V170H180V166H176L175 168H177ZM1 168V167H0ZM5 168V167H4ZM31 168H32V166H31ZM41 168H42V166H41ZM51 168V167H50ZM117 168V170L116 171H120V170H118V167H116ZM120 168V167H119ZM134 168H135V166H134ZM134 168H133V170H134ZM137 168V167H136ZM135 168V169H136ZM170 169L171 168V170H165V169ZM185 168V167H184ZM34 169V168H33ZM33 169H30L29 171L31 172L30 174H34V173H38V170H33ZM64 169V168H63ZM115 169V168H114ZM141 169L139 168V172H141L142 173V171H141ZM146 169V168H145ZM8 170V169H7ZM42 170H43V168H42ZM62 169H60L59 171H61ZM175 170V169H174ZM187 170V169H186ZM12 171V170H11ZM33 171V172H32ZM114 171V170H113ZM132 171V170H131ZM129 172V171H128ZM143 172V173H144ZM158 172V171H157ZM175 172V175H176V171H174ZM5 173V172H4ZM60 173V172H59ZM62 173V172H61ZM121 173V172H120ZM129 173V174H130ZM240 173V174H241ZM19 174V173H18ZM32 174V175H33ZM132 174H134V175H132ZM146 174H147V176H146ZM174 174V173H173ZM210 174V173H209ZM208 174V175H209ZM214 174H216V173H214ZM244 174V175H245ZM4 175V174H3ZM118 174H116L115 176H117ZM128 175V174H127ZM149 175H150V172H149ZM172 175V173L170 174V176ZM182 175V174H181ZM223 175H224V173H223ZM251 175V174H250ZM250 175H248V176H246V177H249ZM31 176V175H30ZM60 176V177H61ZM126 176V175H125ZM169 176V177H170ZM177 176V177H178ZM183 176V175H182ZM228 176V175H227ZM28 177V176H27ZM32 177V176H31ZM119 177V176H118ZM149 177V178H148ZM157 177H158V179H157ZM176 177V176H175ZM174 176H172V179H174L175 178ZM209 177V176H208ZM216 177H217V174H216ZM230 177H232V175L230 176ZM241 177H243V176H240V178ZM24 178H25V176H24ZM23 178V179H24ZM35 178H36V176H35ZM66 178V177H65ZM165 178H164V180H165ZM183 178V177H182ZM218 178V177H217ZM216 178V179H217ZM238 178V177H237ZM237 178H235V179H237ZM5 179H6V177H5ZM177 179V181L179 180L178 178H176ZM175 179V180H176ZM181 179V178H180ZM241 179H245V178H241ZM241 179H239L240 181H243V180H241ZM3 180V179H2ZM20 180V179H19ZM36 180V179H35ZM72 180H70V181H72ZM133 180L131 179V182H133ZM170 178L168 179V182H170ZM246 180V179H245ZM21 181V180H20ZM65 181V180H64ZM68 181H69V179H68ZM125 182V184L123 183V182ZM166 181V180H165ZM182 181V180H181ZM219 181V180H218ZM228 181H229V178H228ZM235 180L233 179V182H234ZM248 181V180H247ZM3 182V181H2ZM6 182V181H5ZM11 182V181H10ZM33 182V181H32ZM141 182V181H140ZM156 182V183H155ZM163 182V181H162ZM227 182V181H226ZM232 182V181H231ZM246 182V181H245ZM7 183V182H6ZM35 183V182H34ZM70 183H73V184H70ZM111 183V184H110ZM147 183V182H146ZM155 183V184H154ZM164 183V182H163ZM177 183V182H176ZM179 183V182H178ZM199 184L200 183H202V182H198ZM224 183H225V181H224ZM229 183H230V181H229ZM235 183H237V182H235ZM3 184V183H2ZM166 184H168V183H166ZM188 184H189V181H188ZM239 184H241V185H243L244 184V181L243 182H241V183H239ZM29 185H30V183H29ZM46 185V184H45ZM131 185V186H130ZM139 185V184H138ZM173 185H174V187L175 186H177V185H175V181H173V180H171V182H170V188H169V193H172L173 194V192L175 191V189H174V187H173ZM181 185V184H180ZM228 185V184H227ZM4 186V185H3ZM2 185H1V187H3ZM27 186V185H26ZM47 186V185H46ZM164 186H165V184H164ZM169 186H167V187H169ZM234 186V185H233ZM238 186V185H237ZM9 187V186H8ZM8 187H6V188H8ZM18 187V186H17ZM21 187V186H20ZM48 187H50V186H48ZM173 187V190H171V188ZM179 188V190H183L184 188H182V187H180V186H178ZM239 187V186H238ZM244 187V186H243ZM4 188H5V186H4ZM5 188V189H6ZM26 188V187H25ZM33 188V187H32ZM31 188V189H32ZM35 188V187H34ZM177 188V187H176ZM180 188H182V189H180ZM240 188H241V186H240ZM12 189V188H11ZM18 189V188H17ZM17 189H15L16 191H17ZM29 189V188H28ZM165 189H166V187H165ZM2 190H3V188H2ZM22 190H24V188L22 187ZM30 190V189H29ZM34 191H29V192H35V190L36 189H33ZM44 190V189H43ZM156 190H155V192H156ZM162 190V188L160 189V191ZM164 190V189H163ZM178 190V191H179ZM13 191V190H12ZM12 191H11V194H12ZM170 191H172V192H170ZM184 191H185V189H184ZM187 191V190H186ZM9 192V191H8ZM23 192V191H22ZM40 192H42V191H40ZM106 193L107 195H108V197H110V200H111V202L108 204L109 206H108V208H105V207H107V205L104 207V208H102L103 209V212L104 213H102L103 215L102 216H100V217H98V216H95V218H87V220H86V223H85V226H81L80 224H81V221L78 219V217H77V214H78V201L79 200H81V201H83L82 199H85V198H87V197H92V196H98L97 195V193L99 194V193ZM1 193V192H0ZM13 193H16V192H13ZM35 193H38V192H35ZM157 193H161V192H157ZM182 193H185V192H183L182 191ZM187 193H189L188 191H187ZM153 193H151V195H152ZM162 194V196H163V194L164 193H161ZM166 194V193H165ZM171 194V196H173V195H176V196H173V197H171L169 194H167V195H169L172 199H175L174 197H176L177 198V194H173L172 195ZM179 194V193H178ZM189 194H191V193H189ZM23 195V194H22ZM36 195H38V194H36ZM154 195V194H153ZM187 195V194H186ZM2 196V195H1ZM21 196V195H20ZM35 196V195H34ZM101 196V195H100ZM169 196H168V198H169ZM183 196V195H182ZM192 196H194L193 194H192ZM42 197V196H41ZM46 197V196H45ZM103 197V196H102ZM160 197V195H158V198ZM164 197H165V195H164ZM179 197H181V196H179ZM178 197V198H179ZM184 197L185 196H183L182 197V199L184 200ZM187 197V199H186V201H187V203L189 202V196H186ZM185 197V198H186ZM195 197V196H194ZM10 198H12V197H10ZM9 198V199H10ZM155 198V197H154ZM168 198L166 199V197H165V200H168ZM177 198V199H178ZM192 198V197H191ZM190 198V199H191ZM244 198V197H243ZM3 199H5L4 197H3ZM105 199V198H104ZM176 199V200H177ZM180 199V198H179ZM236 199V198H235ZM12 200V199H11ZM31 200V199H30ZM38 200V199H37ZM105 200H107V199H105ZM176 200H174V202L176 203V202H178V203H180V200H178V201H176ZM218 200V199H217ZM237 200V199H236ZM241 200H244V199H241ZM247 200V199H246ZM249 200V199H248ZM247 200V201H248ZM5 202H6V200H4ZM13 201V200H12ZM42 201V200H41ZM40 201V203H42V202H46V200L44 199V201H42L41 202ZM93 201H95L94 199H93ZM172 201V200H171ZM185 201V200H184ZM186 201H185V203L184 204H187L186 203ZM245 201V200H244ZM253 201H254V199H253ZM14 202V201H13ZM31 202H34L33 200L31 201ZM36 202V201H35ZM34 202V204H37L38 202H36L35 203ZM91 202H92V200H91ZM107 202H109V200L107 201ZM159 202H160V200H159ZM164 202H169V201H163V203ZM174 202L172 203V204H174ZM192 202V203H191ZM191 202H190V206H188V204H187V206L185 205V209L186 208H188V210H190V208L192 209V213H193V204L194 203H197V202H195V200H194V198H192L191 199ZM216 202V201H215ZM7 203H9V202H7ZM16 203V202H15ZM93 203V202H92ZM102 203V202H101ZM163 203H160L161 205L160 206H162V204ZM170 203V202H169ZM218 203V202H217ZM248 203H251V202H249L248 201ZM255 203H257V202H255ZM13 204V203H12ZM39 204V203H38ZM83 204V203H82ZM167 203H165V204H163L165 207H167V206H170V205H166ZM177 204V203H176ZM9 205V204H8ZM157 205V204H156ZM180 205V204H179ZM182 205L183 204H181L179 207L180 208H182ZM257 205V204H256ZM11 206V205H10ZM15 206V205H14ZM19 206V205H18ZM17 206V207H18ZM27 206V205H26ZM95 206V205H94ZM158 206H159V204H158ZM157 206V207H158ZM164 206L163 207H161V208H164ZM175 206V205H174ZM184 206V205H183ZM192 206V207H191ZM233 206V205H232ZM259 206H260V203H259ZM264 206V205H263ZM262 206V207H263ZM42 207V206H41ZM156 207V208H157ZM173 207V206H172ZM178 207V206H177ZM177 207H175V208H177ZM178 207V208H179ZM250 207V206H249ZM21 208H22V205H21ZM81 208H83V207H81ZM91 208V210L93 211V208L92 207H90ZM89 208V209H90ZM97 208V207H96ZM196 208V207H195ZM247 208V207H246ZM245 208V209H246ZM259 208V207H258ZM13 209V208H12ZM95 209V208H94ZM107 209V210H106ZM152 209H155V207L154 208H152ZM183 209V208H182ZM199 209V208H198ZM198 209H196V210H198ZM241 209V208H240ZM261 209V208H260ZM259 209V210H260ZM9 210V209H8ZM11 210V209H10ZM21 210V209H20ZM32 210V209H31ZM96 210V209H95ZM97 210H98V208H97ZM104 210H106V211H104ZM156 210V209H155ZM154 210V211H155ZM159 210V209H158ZM161 210V209H160ZM167 210H169V207H168V209ZM171 210V209H170ZM170 210H169V212H170ZM172 210H174L173 208H172ZM171 210V211H172ZM186 211V213H184V214H186L185 215V217L187 218H185L184 216V219H186V220H184L183 219V217H181V219H176L174 216H176V215H170L171 217L169 218V216H168V219L170 220V222H169V224H171V222H172V224L171 225H166V227H167V229L166 230H168V227L169 226H171V229L173 230V228H174V230L176 231V229L175 228H177L178 229V227L177 226H179V227H181V225L183 224V223H185L186 224V226H185V224H183V226L181 227V228H183L182 230L183 231H185V232H183V233H185V234H187V231H191L189 234H188V236H187V238H185L186 237V235H182L181 233H182V230L181 229H179V230H177V232H175V233H173V234H171V232H168V234L166 233V232H164V234L166 233V238L167 237H169L168 235H170L171 237H169V238H167L166 240L168 241V243H166V244H163L162 243V245L161 244H153V245H159V246H162V247H164V248H167V249H169L170 250V252H171V254L169 255V256H167V257H165V259H168V260H172V261H179L180 259H182V257L178 260V257H180V256H182L183 254H186V253H188L189 252V254L186 256V255H184L185 257H187L188 258V256H190L191 254H193V252H194V255H192V256H196V252L194 251V249H195V247L197 248V246H196V244L199 242V240L198 241H196V243L194 242V243H192L190 240H194V235H195V233H192V230L194 229L193 227L196 225V224H198L197 222H196V224H195V222L193 221H191V225H189V223H190V221L189 220H194L196 217L194 216V213L193 214H191V212H189V211ZM199 210H201V209H199ZM247 210V209H246ZM13 211V210H12ZM89 211V210H88ZM152 211V210H151ZM176 211V210H175ZM179 212H181V211H183V210H178ZM202 211V210H201ZM263 211H264V209H263ZM17 212V211H16ZM22 212V211H21ZM20 212V213H21ZM27 212V211H26ZM46 211H44L43 213H45ZM82 212V211H81ZM155 212H157V211H155ZM159 212V211H158ZM161 212V211H160ZM164 212H165V209H164ZM185 212V211H184ZM187 212H189V213H187ZM254 212V211H253ZM59 214V218H57L58 220L56 221L55 219H54V216L56 215V214ZM86 213H87V211H86ZM88 213H90V212H88ZM149 213V212H148ZM166 213H168V212H165L164 214H165V218L167 217L166 216ZM174 213H176V212H174ZM173 213V214H174ZM182 213V212H181ZM199 213V212H198ZM200 213H202V212H200ZM199 213V214H200ZM204 213V212H203ZM202 213V214H203ZM11 214V213H10ZM28 214V213H27ZM31 214V213H30ZM100 214V213H99ZM156 214V213H155ZM158 214V213H157ZM160 214V213H159ZM162 214V213H161ZM169 214H171V213H169ZM190 216V214H191V216L189 217L188 215ZM196 214H197V211H196ZM202 214L200 215L201 217L199 218L200 220L199 221H201V223L202 224H206V222H204L203 223V221H205V220H203L202 221ZM12 215H13V212H12ZM16 215H18L17 213H16ZM29 215V214H28ZM93 215V214H92ZM181 215V214H180ZM193 215V216H192ZM230 215V214H229ZM251 215H252V213H251ZM8 216V215H7ZM26 216V215H25ZM24 216V217H25ZM90 216V215H89ZM153 216V215H152ZM159 215H157V217H158ZM161 216V215H160ZM164 216V215H163ZM163 216H161V217H163ZM197 216V215H196ZM204 216V215H203ZM256 216V215H255ZM24 217L22 216V217H20V220H21V218L22 219H24ZM27 217V216H26ZM151 217V216H150ZM154 217V216H153ZM152 217V218H153ZM173 217V219H176L177 221H179L180 223H182V224H178L179 222H174V221H172V218ZM190 219H189V218ZM194 217V218H193ZM238 217V216H237ZM248 217H249V215H248ZM37 220H38V218L37 217H35ZM34 218V219H35ZM160 218V217H159ZM252 218V217H251ZM257 218V217H256ZM19 219V218H18ZM27 219H28V217H27ZM147 219H149V218H147ZM154 219H156V217L154 218ZM204 219V218H203ZM239 219V218H238ZM246 219V218H245ZM259 219V218H258ZM160 220H162V219H159V221H158V219H157V221L158 222H160L161 223V221ZM163 220H164V218H163ZM167 220V219H166ZM165 220V221H166ZM185 222H184V221ZM196 220V219H195ZM240 220V219H239ZM13 222H15V220H12ZM12 221H10V223H12ZM22 221V220H21ZM26 221V220H25ZM24 221V222H25ZM34 221V220H33ZM143 221H144V219H143ZM155 221V220H154ZM156 221V222H157ZM186 221H188V225H187V222ZM24 222H22V224L24 223ZM35 222V221H34ZM148 222H149V220H148ZM173 222L174 223H176L174 226H173ZM240 222V221H239ZM260 222V221H259ZM29 223V225L31 226V223L30 222H28ZM27 223V224H28ZM36 223V222H35ZM159 223V224H160ZM162 223H163V221H162ZM161 223V226H163V224H167L168 222H165V223H163L162 224ZM194 223V224H193ZM200 222H199V224H201ZM244 223V222H243ZM18 224V223H17ZM19 224H21V223H19ZM84 224V223H83ZM144 224V223H143ZM145 224H146V222H145ZM28 225V226H29ZM37 225H39V223L37 224ZM141 225V224H140ZM177 225V226H176ZM233 225V224H232ZM2 226H4V223H3V225ZM6 226V225H5ZM4 226V228H7V227H5ZM17 226V225H16ZM21 226V225H20ZM29 226V227H30ZM33 226H35V225H33ZM142 226V225H141ZM148 226V225H147ZM153 226V225H152ZM165 226V225H164ZM172 226H173V228H172ZM189 226H193L192 228L190 227L189 228ZM197 226V225H196ZM201 226V225H200ZM241 226V225H240ZM144 227H146V225L145 226H143V228ZM155 227V226H154ZM153 227V228H154ZM158 227V226H157ZM166 227H164V229L166 228ZM186 227H187V230H186ZM9 228H11L10 226H9ZM32 228V227H31ZM170 228V227H169ZM189 228V229H188ZM199 227L197 226V229H196V227H195V230H196V232L197 233H199L198 232V229ZM204 228V227H203ZM1 229V228H0ZM12 229V228H11ZM140 229H142V228H140ZM140 229H139V231H140ZM144 229H147V228H144ZM154 229H156V228H154ZM158 229V228H157ZM160 229V228H159ZM191 229V230H190ZM206 229V228H205ZM236 229V228H235ZM256 229V228H255ZM2 230H4V229H2ZM1 230V232L3 233L4 231H2ZM10 230V229H9ZM8 230V231H9ZM16 230V229H15ZM14 230V231H15ZM148 230V229H147ZM146 230V231H147ZM152 230V229H151ZM150 230V231H151ZM246 230V229H245ZM247 230H248V228H247ZM246 230V231H247ZM251 230V229H250ZM262 230V229H261ZM5 231H6V229H5ZM8 231H6V232H8ZM142 231V230H141ZM149 231V232H150ZM158 231V230H157ZM178 231H179V233H178ZM200 231H201V228H200ZM0 232V233H1ZM6 232L5 233H3L2 235H4V234H6ZM258 232H260V231H258ZM9 233V232H8ZM14 233V232H13ZM11 233L12 234V236H10L11 238L12 237H14V235L17 233ZM61 233H62V235H61ZM139 233V232H138ZM144 233V232H143ZM146 233V232H145ZM154 233V232H153ZM159 234V236H160V232H156V234ZM11 234H8V235H11ZM96 234H97V232H96ZM135 234V233H134ZM134 234H133V236H134ZM149 233L147 232V235H148ZM163 234V235H164ZM181 234V236H183L182 238H185L184 239V241H182V240H180L179 238H181V237H179V235ZM191 234H194V235H192L191 236ZM206 234V233H205ZM232 234V233H231ZM1 235V234H0ZM7 235V234H6ZM136 235H137V233H136ZM155 235V234H154ZM197 235V237L195 238V240L196 239H200V235H203L204 237H206L207 235H204V232H202V234H200L199 236L200 237H198V234H196ZM195 235V236H196ZM5 236V235H4ZM20 237L21 235H16V237L15 238H17V237ZM132 236V237H133ZM139 236V235H138ZM140 236H142V235H140ZM165 236V235H164ZM241 236H243V235H241ZM3 236H1V239H3L2 238ZM10 237H8L7 238V236H5L4 237V240H7V239H9ZM18 237V238H19ZM33 237V236H32ZM136 237V236H135ZM135 237H133V238H135ZM143 237V236H142ZM144 237H145V234H144ZM163 237V236H162ZM179 237V238H178ZM192 239H191V238ZM203 237V238H204ZM7 238V239H6ZM27 239L28 240V238H30L29 240H33V238L31 239V237L30 236H23L22 237V239ZM161 238V237H160ZM160 238H158V239H160ZM190 240H189V239ZM202 238V237H201ZM34 239V240H35ZM136 239V238H135ZM139 239V238H138ZM148 240H151V239H153V236H152V234H150V235H148V238H147ZM146 239V240H147ZM178 239L180 240V241H182V242H178ZM187 239L189 240V242L188 243H186L187 244V246L186 245H184V243L187 241ZM33 240V242H35V243H33V244H36V242L37 241H34ZM118 240H117V242H118ZM141 240V239H140ZM155 240H157V238L155 239ZM186 240V241H185ZM208 241L209 240V238L207 239V238H205L204 239V241ZM108 241H113V240H108ZM163 241V240H162ZM203 241V240H202ZM205 241V242H206ZM212 241V240H211ZM4 242V241H3ZM7 242H8V240H7ZM7 242H5V243H7ZM116 242V243H117ZM150 242V241H149ZM155 242V241H154ZM160 242V241H159ZM164 242V241H163ZM205 242H202L203 244L205 243ZM2 243V242H1ZM0 243V251H2V249L4 248V247H6V246H4L3 244H1ZM4 243V244H5ZM10 243V242H9ZM38 243V242H37ZM45 243V244H46ZM145 243V242H144ZM178 243H179V245H178ZM182 243H183V245H184V247H188V244L190 243H192L191 245L194 247L193 249H191L190 250V248L191 247H188V249L190 250V251H192V253L190 252V251H186V250H184V247H182ZM200 243V242H199ZM202 243H200L199 244V246L201 245V246H205V245H203ZM207 243V242H206ZM8 244V243H7ZM114 244V243H113ZM145 244H147L148 246H153V245H149L148 243H147V241H146V243ZM189 244V246H191ZM194 244V245H193ZM13 245V244H12ZM117 245V244H116ZM119 245V244H118ZM14 246V245H13ZM18 246V245H17ZM178 246H179V248H178ZM198 246V247H199ZM206 246L207 247H209L210 246V244H209V246L206 244ZM205 246V247H206ZM10 247V246H9ZM50 247H48V248H50ZM180 247H182V250L183 251H185L186 253H184L183 252V254H181V255H179V253L178 252H181V251H179L178 249H180ZM202 247V248H203ZM10 248H12V246L10 247ZM13 248H16V247H13ZM13 248H12V251H14L13 250ZM200 248V247H199ZM8 249V248H7ZM185 249H187V248H185ZM205 249V248H204ZM209 249V248H208ZM5 250V249H4ZM19 250V249H18ZM21 250V249H20ZM19 250V256L17 257V255H16V252H12V253H9V255H8V258H10V259H12V260H17V259H20V258H25L26 259V257H21L22 255H21V251ZM59 250V251H58ZM197 250H199L200 251V249H197ZM7 250H5V252H6ZM8 251H11V249L10 250H8ZM47 251V250H46ZM5 252H4V255L2 256V258L1 259H3V258H5ZM31 252V251H30ZM49 252V251H48ZM7 253V252H6ZM33 253V254H32ZM34 253H36V252H31V254L32 255H34ZM1 254H2V252H1ZM47 254V253H46ZM179 255V256H178ZM192 258V257H191ZM24 259V260H25ZM183 259H185L184 257H183ZM189 260H190V257L188 258ZM188 259H186V261L185 260H182V261H185V262H188V264L190 263V264H193L194 262H191V260H190V262H189V260ZM194 259V258H193ZM196 259V258H195ZM23 260V261H24ZM27 260V259H26ZM188 260V261H187ZM181 262V261H180ZM24 263L26 264L27 262H25L24 261ZM184 263V262H183ZM182 263V264H183ZM195 264H196V262H195Z\"/></svg>",
  "mask_w": 264,
  "mask_h": 264
},
{
  "label": "rangeland",
  "instance_id": "rangeland-1",
  "mask_svg": "<svg viewBox=\"0 0 264 264\" xmlns=\"http://www.w3.org/2000/svg\"><path fill=\"white\" fill-rule=\"evenodd\" d=\"M2 1V0H1ZM6 2V6H7V4H8V8L5 6V3L4 2ZM2 2L4 3H2V6H4V7H2V6H0L1 7V12H0V16H1V14H2V18L0 19V22H2V23H0V29H1V34H0V49L2 50V47L4 48V46L7 48V50H6V48H4L3 49V52L0 50V56H1V58L0 59H4V60H0V66L2 67H0V69H2L3 71H6L7 70V68H8V66L10 67V64H11V62L13 61L14 63H12V68H11V71L9 70V68H8V74H5V72H3L2 70V72L0 73V78H1V80H0V88H2V89H0V150H2L1 151V153H2V156H1V154H0V163H4V164H0V232H1V230L2 229H4V230H2V231H4L3 233H5L6 231H8L9 229V233L8 232H6V234H4L5 236H7V238L8 237H10V236H12V234L11 233H16L15 235H14V237H10L9 239H7L8 240V242H7V240H4V235H2L3 233L1 232L0 234V243L1 244H3L4 246H6V247H4L3 249H2V251H0V259L2 258V256L4 255V252H5V250H7L6 252H5V255L7 254V255H9V253H12V252H16V255H17V257L20 255L18 252H19V250L20 249H28V251L30 252H38V251H41V250H43L45 253H48V251L49 250H51V248L52 247H58L59 248V246H49V245H47V243L45 244L44 243V241H43V243L40 241H38V240H36L35 238L36 237H38L37 239H40V240H42L40 237H41V235H40V233H35V229H36V227H42V226H47V224H48V222H47V220H48V212H47V210H46V207H48L47 206V198H48V196L50 195V190H51V187H52V185H53V183H49L48 182V179H49V177H50V175H51V173H52V170H53V164H52V166H51V159L49 158V154H48V152H47V149L45 150H43V149H41L40 147L38 148V145H36V143H31V141H32V139L31 140H29V136H26V137H28V139L27 138H25V135L27 134V133H29V132H43V131H46L47 130V128H44V125L46 124L47 126H49V127H51V126H53V123L52 122H54V121H57L58 122V124H59V126L60 127H67V129H68V131L67 132H70V133H72L73 131H72V128H75V130L77 129V128H79V127H81V126H83V124L86 122V120L84 119V116H86L87 118H90L91 120H98V119H102V120H105L106 121V123L108 124L110 121L108 120V119H106V118H104V115L102 114V112H101V108H100V98H101V96L103 95V93H104V89H105V87L111 82V80H109L110 79V77L113 79V78H115L117 75H119L120 73H122V64H123V60H121V59H119V58H116L115 59V56H114V53H112V51L114 52V51H116L119 47H122L123 48V51H126L127 50V53H129L130 54V56H132V57H134V56H138V55H143V56H145L146 55V57H150L149 59H150V62H149V64H147L146 65V67H147V69H149V71H150V73H151V75H152V77L153 78H157L158 76H159V72H158V68H159V65L157 64V62L156 61H154L155 60V57H153L152 56V58H151V55H153V53H154V51H155V49H157V46L158 47H162L163 45H164V43L162 42V39L165 37V36H170V37H172V38H175V39H178L177 41L179 42V41H182L183 42V44L191 51V49L189 48V46L187 45V43L183 40V39H181V38H179L178 36H177V31H176V25H177V23L180 21V20H178L177 21V23H175V24H173L172 26H169L168 25V23H167V21H168V19H169V10H170V7L171 6H175V5H179V4H184V5H188V7H191V8H193L195 11H197V13H198V20H197V22L195 23V25L194 26H196V27H200V26H202V25H205V24H207L208 22H211L210 24H217L218 25V27H222L223 28V30H226V31H229V30H231V27L234 29V28H236L235 26L237 25V26H239V24L240 25H246V27L248 28V26L250 27V22H249V20L247 19H245L247 22L245 23V24H241V23H244V19L243 20H241L240 18H245L246 16H247V14L244 12V11H240V14H244V15H240L239 14V16H238V14L237 13H233L232 15H231V17H233V19H231L228 15H226V16H219L218 15V17L219 18H217V15L215 14L214 16H213V14L214 13H212L213 12V10H211L210 11V9H209V11H208V9H204V8H202V10H201V8L199 7V3H196V1H198V0H177V2H176V0H149V2H148V0H132L133 1V4H135V6L137 5L138 6V4L140 3V5L141 6H143L144 8L146 7H148L147 9L149 10H147V11H145V15H144V17H138V19H137V22H135L136 21V19H135V21L132 23V22H129V21H124L123 22V19L121 20V14L120 13H122V10L125 12V8L124 7H126V8H128V9H126V10H130V6H131V0H123V1H125V3H123V1L122 0H113V1H115V3H116V1H118L116 4L113 2V1H110V0H67V2H66V0H56V2H54L53 0V3L54 4H56V5H64V7H56L55 9H50V8H46L45 6H43V5H45L44 3H46L47 1H49V0H41V2L40 3H42V1H44L42 4H40V3H38L39 5H40V7L38 6V5H36L35 6V9H36V12L35 11H30L31 12V14L32 15H34V14H37V13H43V14H45L46 15V11H48V13H47V15L46 16H48L49 15V17H47V18H53V19H63L64 20V23H63V25H61V27H60V30L59 29H57L56 28V30L55 29H53V28H50V31H53V30H55V31H57V33H55V31H53L56 35H57V37H53V35L50 37V40H49V42H50V44H48L49 42H48V40H46L45 41V38H44V41L48 44V46H47V44H45L44 43V45H46V46H43L42 48L44 49V47L46 48V47H48V49L47 50H49L48 52L46 51V49L45 50H43V49H41V46L43 45V44H41L40 42H41V40H42V43H43V38H41V33L42 32H40V31H42V30H39L40 28H42L43 29V27H42V25H41V27H40V25L39 24H35V25H32V26H30L29 24H28V20L27 19H18L19 20V22H18V20H16L15 22L14 21H10V20H12V18L10 19V18H8V17H10L9 15H11L12 14V10H14L15 9V7H17V6H15V4L16 5H18L17 3H19V2H17V0H16V2H15V0H14V2L12 1V0H3ZM26 0H23L22 1V3L24 2V3H26L25 2ZM31 0H27V3H29ZM91 1V2H90ZM95 1H96V3H95ZM99 1V2H98ZM120 1V2H119ZM127 1H128V3H127ZM140 1H142V4H141V2ZM143 1L145 2V3H143ZM159 1V2H158ZM163 1V2H162ZM171 1V2H170ZM182 1V2H181ZM188 1V2H187ZM13 2V3H12ZM84 2V3H83ZM94 2V3H93ZM112 2V3H111ZM153 2V3H152ZM21 3V2H20ZM90 3V4H89ZM108 3V5L110 4V7H111V5H116L117 7H115V9L114 8H112L111 7V9L109 10V11H107V8H104V9H106L105 11H104V9L103 8H98V9H95L94 10V8L92 9L93 10V13L95 14L97 11H99V10H101V11H99V12H97L96 14H95V16L96 15H98L97 17H95V20L93 21L92 19L90 20L89 19V21H88V23H90V24H92V23H94L95 24V27L96 28H94V26L90 29V31H88L87 32V34L86 35H84V36H82V31H81V26H80V24H79V22H77V23H74V24H71V25H69L68 24V20L69 19H72L73 18V16L75 15V16H80L81 14H84V13H88V17L89 18H91V16H93L92 14V11H88L87 9L89 8V7H87L86 8V10L88 11V12H86V10L84 9L85 7H81V8H77L76 7V5L78 4V5H95V4H101V5H105V4H107ZM123 3V4H122ZM146 3H148L147 4V6L145 5ZM166 3V4H165ZM71 5V7H69V9L67 8L68 7V5ZM132 4V5H133ZM159 4V5H158ZM12 7H11V6ZM156 5V6H155ZM37 6L39 7V8H37ZM42 6V7H41ZM120 6H123V8L121 7L120 8ZM135 6H131V8L133 9V7H135ZM152 6V8H150ZM164 6V7H163ZM193 6V7H192ZM6 7V8H5ZM14 7V8H13ZM109 7V8H110ZM3 8V9H2ZM10 8V9H9ZM11 8H13L12 10H11ZM45 10H44V9ZM58 8V9H57ZM136 8V7H135ZM146 8H145V10H146ZM159 8V9H158ZM187 7H185V8H182V9H184V10H182V9H176L177 11H180L181 13H182V17H183V15H184V13H185V9H186ZM34 9V10H35ZM43 9V10H42ZM73 9V10H72ZM155 11H154V10ZM83 10V11H82ZM113 10V11H112ZM119 10H121V11H119ZM134 10V9H133ZM153 10V11H152ZM204 10V11H203ZM9 11L11 12V13H9ZM40 11H43V12H40ZM85 11V12H84ZM94 11H96V12H94ZM111 11L113 12V13H111ZM151 11H152V16L154 17H152L151 16ZM158 11V12H157ZM205 11H207L208 13H206ZM3 12V13H2ZM5 12H7L6 13V17H5ZM46 12V13H45ZM215 12V11H214ZM238 13H239V11H237ZM25 13H28V11L27 12H25ZM80 13V14H79ZM104 13V14H103ZM133 13H135V11L133 12ZM153 13H156L157 15H155V14H153ZM58 14V16L59 17H56L55 15H57ZM73 14V15H72ZM79 14V15H78ZM103 14V15H102ZM118 14H119V17H120V19H119V17H118ZM123 14V13H122ZM146 14H147V16H146ZM173 14H175V13H173ZM8 15V16H7ZM44 15V16H45ZM110 15V16H109ZM31 15H29L28 17H30ZM46 16H45V18H46ZM54 16V17H53ZM115 16H117V18L115 17ZM149 16V17H148ZM228 16V17H227ZM146 17V18H145ZM210 19V20H208V18ZM214 19H213V18ZM221 17H223V19L221 18ZM226 17V18H225ZM236 17H237V19H236ZM239 17V18H238ZM7 18V19H6ZM115 18L116 19H118V20H121L120 22H121V24L123 23H125V25H123L122 24V26H124V27H122V30H121V27H120V23L118 22V24L117 23H115L114 21H115ZM163 19V23H162V19ZM217 19V21H216V19ZM225 18V19H224ZM230 18V19H229ZM97 19H99L100 21H98ZM114 19V21H112ZM144 20L143 21V23L144 24H142V26H141V23H142V20ZM147 19V20H146ZM227 19H228V21L230 20V21H232L231 23H230V21L228 22L227 21ZM238 19H240L241 21H238ZM5 20H7L6 22H5ZM24 20V21H23ZM96 20H97V22H96ZM111 20V21H110ZM141 20V21H140ZM205 20V21H204ZM213 20V21H212ZM221 20V21H220ZM26 21H27V23H26ZM61 21V20H60ZM206 22L205 24H204V22ZM208 21V22H207ZM225 21H227V23H225ZM236 21H238L237 23H236ZM4 22V23H3ZM10 22V23H9ZM21 22L23 23H25V25L24 24H22L21 25ZM128 22V23H127ZM139 22V23H138ZM153 22V23H152ZM213 22H215V23H213ZM241 22V23H240ZM249 22V23H248ZM257 22H259V21H257ZM98 23V24H97ZM150 23V24H149ZM152 23V24H151ZM167 23V24H166ZM225 23V24H224ZM9 24H11L10 26H12V27H10L9 26ZM19 24V25H18ZM97 24V25H96ZM139 24V25H138ZM154 24V25H153ZM220 24H222V25H220ZM227 24H232L231 26L230 25H227ZM6 25V26H5ZM24 25V26H23ZM133 25V26H132ZM138 25V26H137ZM161 25H162V27H161ZM164 25V26H163ZM220 25V26H219ZM248 25V26H247ZM257 25H259V23H257ZM22 26V27H21ZM34 26V27H33ZM35 26H37V27H35ZM102 26V27H101ZM128 26V27H127ZM136 26V27H135ZM146 26V31H144L145 29H144V27ZM152 26V27H151ZM234 26V27H233ZM2 27V28H1ZM23 27H24V29H23ZM28 27V28H27ZM30 27V28H29ZM134 27V28H133ZM139 27V28H138ZM5 28V29H4ZM13 28L14 29H16V30H14V31H10L11 29L13 30ZM20 28V29H19ZM34 28V29H33ZM37 28V29H36ZM99 28V29H98ZM104 28V29H103ZM113 28V29H112ZM125 28V29H124ZM133 28V29H132ZM138 28V29H137ZM148 28V29H147ZM228 28V29H227ZM7 29V30H6ZM22 29V31H20ZM36 29V30H35ZM52 29V30H51ZM95 29V30H94ZM98 31H97V30ZM131 29V30H130ZM150 29V30H149ZM31 30V31H30ZM39 30V33H40V35H39V33L37 32ZM105 30V31H104ZM119 30H121V31H119ZM9 31V34H5V33H7ZM20 31V32H19ZM65 31V32H64ZM78 31H79V33H78ZM94 31V32H93ZM107 31H109V32H107ZM111 31V32H110ZM112 31H113V34L115 35L114 36V38L117 40H113V39H111V37L113 38V34H112ZM135 31V32H134ZM142 31V32H141ZM23 32H25V35H24V33ZM69 33V34H71V35H73V36H75V37H78V38H82L81 40H83V41H81L82 42V44L80 45V44H77V43H73L72 44V41H68V40H64V38H62L63 36V34L64 33ZM92 32V33H91ZM100 32H102V33H100ZM118 32V33H117ZM130 32V33H129ZM142 34H140V33ZM144 32V33H143ZM11 33H12V35H14L13 36V38L14 39H10L11 38ZM15 33V34H14ZM58 33H59V35H58ZM63 33V34H62ZM107 33V34H106ZM111 33V34H110ZM119 33H120V35H119ZM123 33V34H122ZM137 33H139V35L137 34ZM148 35H150V36H147L146 37V35L147 34ZM164 33V34H163ZM215 32H213L212 34L211 33H209L210 35H208L207 33H205V35L202 33V34H200V36H201V41L199 42V47L201 48V50H202V52L203 53H205V55H207V59H209L212 55H215V57L217 58L216 59V61H215V65L217 66V65H221L222 63H224V62H226V63H229L228 61H224L223 59H221L222 57H220L221 55H220V48H218V46L217 45H214L215 43L213 42V37L215 36V34H214ZM6 36H5V35ZM20 34H23L24 35V37H23V35L22 36H19ZM53 34V33H52ZM61 34V35H60ZM94 34V35H93ZM117 34H118V36H117ZM122 34V35H121ZM160 34V35H159ZM162 34H163V36H162ZM166 34V35H165ZM11 35V36H10ZM33 35V36H32ZM36 35H38V36H36ZM55 35V36H56ZM96 35H98V36H96ZM100 35V36H99ZM102 35V36H101ZM155 35V36H154ZM3 36V37H2ZM17 36V37H16ZM60 36V38H58ZM62 36V37H61ZM205 36V37H204ZM207 36H208V38H207ZM4 37H5V39H4ZM18 37H19V39H18ZM27 37H28V39H27ZM29 37H31V38H29ZM33 37H35V39H33ZM39 37V38H38ZM92 37H94L93 38V40L91 39ZM97 37H98V39H97ZM159 37H161V38H159ZM58 38V39H57ZM122 38H124L123 40H122ZM127 38V39H126ZM135 38H136V40H135ZM138 38V39H137ZM206 38V40L204 41V39ZM30 39V40H29ZM38 39H40V41L38 40ZM63 39V40H62ZM108 39V40H107ZM131 39H133V40H131ZM148 39H150V40H148ZM151 39L153 40V42L151 41ZM158 39V40H157ZM161 39V40H160ZM6 41V43L4 42V41ZM12 40H17V41H12ZM20 40V41H19ZM37 40V41H36ZM52 40V41H51ZM57 42H56V41ZM86 40H88V41H86ZM92 40V41H91ZM110 40V41H109ZM125 40V41H124ZM128 40V41H127ZM161 42H160V41ZM208 40V41H207ZM9 41H10V43L12 42L13 44L12 45H10L9 44ZM23 41V42H22ZM31 43H30V42ZM39 41V42H38ZM59 41H61L60 42V45L58 44L59 43ZM66 41H68L67 43H66ZM102 41H104L103 43H102ZM110 42V44L109 43H107V42ZM112 41V42H111ZM119 41V42H118ZM133 41H136L137 43H141V44H139V45H141V47L136 43V42H134L133 43ZM139 41H141V42H139ZM143 41H144V43H143ZM148 41V42H147ZM150 41V42H149ZM209 41H210V43H209ZM30 43L29 45H25L24 43ZM65 43V45H70V46H67L68 48H70V50L67 52V54L66 55H70V57L68 56V61L70 62V61H72V64H71V62H70V66H66V68H64V70H63V72H61L62 74H60V76L58 75V76H55L54 75V73L52 72V71H54V70H52L51 68H53V67H51L52 66V64H54L55 65V63H53V61L55 60V59H57V58H55V59H49V57H48V54L47 53H49L50 55L49 56H52V58L54 57V55L55 54H53L54 53V51L55 50H53L52 48L54 47V44H55V48H56V51L55 52H57V55L55 56V57H58V51H59V53H60V51H62V50H65V51H67V48H65V45L63 44V43ZM71 42V43H70ZM84 42V43H83ZM152 42V43H151ZM156 42H157V44H156ZM174 42L175 41H171V44L173 45L174 44ZM205 42V43H204ZM3 43V44H2ZM15 43V44H14ZM36 45H34V44ZM38 43H40V44H38ZM61 43H62V45H61ZM70 43V44H69ZM85 43H89V44H85ZM99 43H101V45H99ZM131 43H132V45H131ZM148 43H150V45H148ZM160 43V44H159ZM7 44L10 46V48L9 47H7ZM51 44H53L52 45V47H51ZM58 44V45H57ZM75 44H77V46H79V47H76V45ZM85 44V45H84ZM138 46H137V45ZM204 44V45H203ZM2 45H4V46H2ZM17 45V46H16ZM24 45V46H23ZM32 45H34V47H31ZM41 45V46H40ZM129 47H127V46ZM147 45L149 46V47H147ZM154 45L156 46V47H154ZM162 45V46H161ZM2 46V47H1ZM19 46L21 47V48H19ZM57 46V47H56ZM59 46H63V49H60V47ZM80 46H81V48H80ZM90 46V47H89ZM104 46V47H103ZM211 46V47H210ZM13 47V48H12ZM25 47V48H24ZM35 47H37V48H35ZM51 47V48H50ZM59 47V48H58ZM73 49H72V48ZM107 47V48H106ZM152 47H154V48H152ZM217 47V48H216ZM10 50H9V49ZM26 48H28V49H26ZM39 48H40V50H43V51H40L39 50ZM54 48V49H55ZM65 48V49H64ZM85 48H87L86 49V51L84 50ZM90 48V49H89ZM125 48V49H124ZM136 48H137V50H136ZM142 48H144L145 49V51L142 49ZM24 51H23V50ZM35 49V50H34ZM51 49V50H50ZM77 49V50H76ZM79 49H80V51H79ZM89 49V50H88ZM97 49H98V51H97ZM111 49V50H110ZM116 49V50H115ZM128 49H129V51H128ZM148 49H149V51H148ZM217 49H218V51H217ZM5 50V51H4ZM12 50H14V51H12ZM21 50V51H20ZM27 50V51H26ZM28 50H30V51H34L33 53H34V55H40V53H42V52H44V51H46V52H44V54L43 55H47V58L45 59L44 58V56L41 54L40 55V57H35L36 59H37V61H36V63L34 62L35 61V59L34 58H32L33 60L31 61V57H34V55L32 56V52H30V51H28ZM72 50L74 51V53L71 55V53H72ZM75 50H76V52H75ZM203 50H205V51H203ZM85 51V52H84ZM89 51V52H88ZM91 51V52H90ZM95 51V52H94ZM20 52V53H19ZM25 52V53H24ZM71 52V53H70ZM79 52V53H78ZM218 52V53H217ZM7 53V54H6ZM19 53V54H18ZM69 53V54H68ZM84 53V54H83ZM89 53V54H88ZM101 53V54H100ZM104 53V54H103ZM108 53V54H107ZM75 54V55H74ZM78 56H77V55ZM82 54V56H80ZM93 56H91V55ZM136 54V55H135ZM16 55V56H15ZM19 55V56H18ZM90 55V56H89ZM100 55V56H99ZM101 55H103V56H101ZM109 55H110V57H109ZM16 58H15V57ZM22 56V57H21ZM43 56V58H44V60H49V62H50V67L48 68V69H50V70H48V72L47 71H41V68H39L38 70H36V67L38 68V66L40 67L41 66V64H39L41 61H42V59H41V57ZM99 56V57H98ZM105 56V57H104ZM199 56H201V55H199ZM203 56V55H202ZM17 60V58L20 60V61H18V63L20 64V62H21V64L23 63L24 64V66L22 65V66H20V68H18L17 69V67H19V64L17 65V63H16V60L14 59V58ZM46 57V56H45ZM71 57H73V58H71ZM79 57V59H80V62H79V59H77ZM83 57H85L84 59H82ZM92 57V58H91ZM6 58H8V60L6 59ZM11 60H10V59ZM29 58V60H27ZM41 60H40V59ZM101 59V60H99V59ZM108 58H111V59H108ZM154 58V59H153ZM219 58V59H218ZM66 60H67V56H66V58H65ZM70 59V60H69ZM90 59V60H89ZM102 59H103V61H102ZM108 59V60H107ZM151 59H153V60H151ZM184 59L186 60V59H188L189 60V62H190V65L191 66H193L194 68H196V69H199V70H203L204 72H207V68H199V63H197V62H194V61H192L191 59H189L187 56H185L184 57ZM22 60V61H21ZM27 60V62H25ZM38 60H39V63H38ZM93 60H94V62H93ZM116 60V61H115ZM5 62V64H4V62ZM11 61V62H10ZM52 61V62H51ZM95 61H96V65H99V66H96L95 65ZM99 61H100V63H99ZM102 61V62H101ZM106 61H107V63H106ZM154 61V62H153ZM222 61H224V62H222ZM2 62V63H1ZM10 62V64L8 65V63ZM34 62V63H33ZM55 62V61H54ZM79 64H78V63ZM82 62H85L84 64H80V63H82ZM89 62V63H88ZM98 62V63H97ZM110 62H112V63H110ZM115 62V63H114ZM117 62V63H116ZM153 62V63H152ZM156 62V63H155ZM28 63V64H27ZM42 63V62H41ZM52 63V64H51ZM76 63H77V66H75L76 65ZM94 63V64H93ZM197 63V64H196ZM219 63V64H218ZM3 64L5 65V66H3ZM20 64V65H21ZM38 64V65H37ZM86 64V66H84ZM101 64V65H100ZM108 64H110V66L108 65ZM8 65V66H7ZM13 65L15 66V67H13ZM34 67H33V66ZM115 65V66H114ZM149 65V66H148ZM211 64H208V66H210ZM28 66V67H27ZM30 66V67H29ZM79 66V67H78ZM82 66V67H81ZM89 66L91 67V68H89ZM24 67H26V68H24ZM76 67V68H75ZM80 67H81V69H80ZM85 67H86V69H85ZM114 67V68H113ZM118 67V69H116ZM23 70H22V69ZM30 68L32 69V68H34V69H32L31 70V72H29L30 71ZM79 68V69H78ZM83 68H84V71H83ZM87 68H89V69H92V74H91V70H89V71H87L88 69ZM96 68H98L97 70H96ZM4 69H6V70H4ZM20 69V70H19ZM29 69V70H28ZM41 71V74H42V72H44L43 74H42V78L44 79V80H46V82L45 83H47L48 81L49 82H52V83H47L48 85L46 86V84L44 83V80L43 79H40L39 78V80H40V84H42L43 85V83H44V85L42 86V85H39V81L38 80H35V79H38V76H41V74H39L38 73V75H37V72L38 71ZM52 70V71H51ZM76 70L78 71V73L76 72ZM118 70V71H117ZM21 71V72H20ZM26 71V72H25ZM34 71V72H33ZM39 71V72H40ZM67 71H69L68 72V74L66 73ZM11 72V73H10ZM14 72V73H13ZM24 72V73H23ZM28 72V74H30L31 73V75H28L27 76V73ZM33 72V73H32ZM49 72H52V73H49ZM84 72V73H83ZM89 72V73H88ZM97 72V73H96ZM101 72H102V74H101ZM109 72H110V74H109ZM196 72H197V70H196ZM13 73V74H12ZM23 73V74H22ZM70 73H72L74 76L76 75L77 76V78L78 77H80V78H78V79H76L75 77H72V76H70ZM76 73V74H75ZM100 73V74H99ZM104 73H106V74H104ZM3 74V75H2ZM21 74V75H20ZM54 75V77H53V75ZM82 74V75H81ZM94 74V75H93ZM12 75V78H10V76ZM50 76V75H52V81H51V79L48 77V78H46L47 76ZM63 75V76H62ZM68 76V79H70V81H71V78H69V77H72V82H73V84H71V82H69V83H66V82H63V86L62 87H64L65 86V89L64 88H62L61 87V79L63 80V78L65 79L66 78V76ZM93 75V76H92ZM4 76V77H3ZM7 76V77H6ZM18 76H19V78H20V82H19V78H18ZM22 76L24 77V78H22ZM65 76V77H64ZM92 76V77H91ZM95 76V77H94ZM105 76V77H104ZM108 76V77H107ZM219 75H213L212 77H218ZM26 77V78H25ZM58 77H63V78H61V79H58ZM161 77V76H160ZM18 78V79H17ZM28 78H30L29 80H28ZM32 78V79H31ZM35 78V79H34ZM46 78V79H45ZM53 78L55 79V80H53ZM57 78V79H56ZM73 78H75L77 81H79L78 83H76L77 81L75 80V79H73ZM102 78V79H101ZM104 78V79H103ZM106 78V79H105ZM9 79H11L12 80V82H11V80H9ZM14 79V80H13ZM22 79V80H21ZM27 79V80H26ZM34 79V80H33ZM84 79V80H83ZM88 79V80H87ZM248 79H250V80H248ZM256 79V80H255ZM18 80V81H17ZM59 80L61 81L60 82V86H59V84H58V82H59ZM81 80V81H80ZM246 82H247V85H248V87L249 86H251V85H249L248 83H250V84H252L253 83V85H254V83H255V86H256V84H257V88H253V91H250V94L249 93H246V95L248 94L249 96H251L250 98H251V100H249L250 101V103L252 102V103H255V101H256V103H257V101L258 100H255V99H258V97L257 96H255V95H258V94H261L262 93V91H263V93L262 94H264V88H261V87H264V84L262 83V81H261V79L260 78H248V77H246ZM248 80V81H247ZM251 80H255L254 82H250ZM259 80H260V82H259ZM25 81L27 82V83H25ZM31 81H34L33 83L31 82ZM42 81V82H41ZM54 81V82H53ZM58 81V82H57ZM94 81V82H93ZM103 81V82H102ZM110 81V82H109ZM258 81V82H257ZM2 82V83H1ZM6 82H7V84H6ZM8 82H10V83H8ZM24 82V83H23ZM37 82V84H35ZM20 83L22 84V85H20ZM55 83V85H54V87H57V88H54L53 87V84ZM65 83H66V85H65ZM75 83V84H74ZM90 83V84H89ZM3 84H5V85H3ZM31 84L32 85H34L32 88H30L31 87ZM68 84V85H67ZM70 84L72 85V87L70 86ZM94 84V85H93ZM259 84H261V85H259ZM7 85V86H6ZM12 85V86H11ZM14 85V86H13ZM27 85V86H26ZM37 85V86H36ZM52 85V88H50V86ZM92 87H91V86ZM258 85H259V87H258ZM263 85V86H262ZM4 88H3V87ZM9 86V88L7 89V87ZM39 86L40 87H43V88H39ZM44 86H46L47 87V89H46V92H47V94L45 93V92H42V89L43 90H45L44 89ZM48 86H49V90H48ZM104 86V87H103ZM254 86V87H255ZM5 87H6V89H5ZM13 87V88H12ZM67 87V88H66ZM69 87V88H68ZM251 87H253V86H251ZM29 88V89H28ZM260 89L261 88V91L259 90V91H257V89ZM19 91H18V90ZM36 91H38V89H39V91L36 93V92H34L35 90ZM51 89H54V91L56 92V89H57V91H58V95L55 93V92H53V90L51 91ZM61 89L62 90H64V91H62L61 92ZM69 91H68V90ZM81 89H83V91H81ZM11 90V91H10ZM26 90V91H25ZM60 90V91H59ZM12 91H14V92H12ZM18 91V92H17ZM34 92V93H33ZM49 92H51V93H49ZM55 93L56 95H55V98L56 99H54L53 98V100H56L55 102H57V108L56 107H54V106H56V104H55V102L52 100L51 101V97H53V93ZM261 92V93H260ZM11 93V94H10ZM42 93V95L41 96H43V94H46L45 96H43L44 98H47L48 99V97H50V95H52L51 97H50V100H47V101H50V102H53L54 104V106L52 105V104H50L49 106L50 107H53V108H50V109H52V110H55L54 112H56L55 113V115H53L52 113H54L53 111L52 112H50L51 113V117H49L50 119H47V116H46V114H48L47 112H46V110H41V112H40V109L42 108V109H46V107L44 106V105H41L42 107L40 108V106H38V105H40L41 104V102L42 103H44L45 105L47 104V103H45V99L43 100V98L40 96V94ZM49 93V94H48ZM256 93V94H255ZM101 94V95H100ZM231 95H233V92L232 93H230ZM229 94V95H230ZM10 95V96H9ZM252 95H254V96H252ZM3 96V97H2ZM15 96V97H14ZM258 96H260V95H258ZM10 97V99H8ZM14 97V98H13ZM39 97V98H38ZM252 97H253V99H252ZM256 97V98H255ZM42 98V100L44 101H42V100H40ZM60 98H62V99H60ZM64 98H66V99H64ZM85 99H87V101H88V104H92L93 103V99H95L96 100V103L94 104V106L93 107H88L87 106V104H85V103H83L82 101L83 100H85ZM37 100V101H36ZM70 100V101H69ZM40 101V102H39ZM59 101H61V102H59ZM67 101V102H66ZM68 101H69V103H68ZM10 103V104H6V103ZM13 102V103H12ZM50 102H48V104L50 103ZM65 102V103H64ZM71 102V103H70ZM39 103V104H38ZM66 103H68L67 105L70 107V109H69V107L67 106V109L65 108V112L64 113H62V114H60L59 112L62 110L61 108H62V104L64 105V104H66ZM47 104V105H48ZM61 105V107H58V105ZM59 105V106H60ZM77 105H78V107H77ZM66 106V105H65ZM44 107V108H43ZM82 107V108H81ZM245 107H246V105H245ZM40 108V109H39ZM47 108H48V106H47ZM60 108V109H59ZM75 108H76V110H75ZM241 108H244V107H240V108H236V112H240L238 109H240L241 110ZM72 109L74 110L73 112H71L72 111ZM245 109V108H244ZM243 109V110H244ZM58 110H60V111H58ZM70 112V115L69 114H65V113H68V111ZM81 110L84 112H81ZM48 111H49V108H48ZM58 111V112H57ZM64 111V110H63ZM63 111H61V112H63ZM75 111L77 112V114L75 113ZM81 113V115L79 114V112ZM180 111H182V112H180ZM184 111V108H182V109H178V110H176V111H174L173 113H171V114H169V116L168 117H170L171 118V120L172 119H174V117L176 118L177 116H182L184 113H185V111ZM242 111V110H241ZM14 113H15V115H14ZM50 113L48 114V115H50ZM57 113H59L58 115H56ZM74 114H75V116H74ZM180 114V115H179ZM10 117H9V116ZM14 115V116H13ZM20 115V116H19ZM23 115V116H22ZM63 116V121H59V118L61 117V116ZM72 115V116H71ZM78 115V118L76 117ZM80 115V116H79ZM17 116V117H16ZM52 116H54L55 118H54V121H53V117ZM60 116V117H59ZM71 117V118H68V117ZM83 116V117H82ZM6 117V118H5ZM20 117V118H19ZM73 117H75V118H73ZM18 118V119H17ZM57 118V119H56ZM65 118H66V121L68 122H66L65 121ZM84 120H83V119ZM3 119V120H2ZM9 119V120H8ZM15 119V120H14ZM82 121V123H81V121ZM19 120V121H18ZM41 120H43V122H44V124L43 125H41V127L39 128V129H34L33 128V126L34 125H37V124H39L40 123V121ZM61 120V119H60ZM77 122H76V121ZM7 121V122H6ZM52 121V122H51ZM83 121H85V122H83ZM9 122V123H8ZM16 122V123H15ZM52 124H51V123ZM60 122H62V125H61V123ZM67 124H66V123ZM72 123V125H78L79 127H73L71 124H69V123ZM81 123V125H80V123ZM2 123V124H1ZM63 123H65V125H63ZM73 123H75V124H73ZM6 124V125H5ZM70 125L72 126V127H70ZM2 126H3V128H2ZM4 126H5V128H4ZM7 126V127H6ZM10 126V127H9ZM19 127L21 128V129H19ZM59 127V129L60 130H63V129H61ZM70 127V128H69ZM66 129V130H67ZM4 130V131H3ZM65 130V129H64ZM65 130V131H66ZM74 130V131H75ZM5 131H7V132H9V133H11V134H9V135H4V133H5ZM65 131H58V135L61 137V141H60V147L62 148V149H64V147H65V150H66V147L68 146V144H66V142H62V136L63 135H68V133L66 132L65 133ZM62 132V133H61ZM65 134H64V133ZM60 133V134H59ZM69 133V134H70ZM16 134V135H15ZM61 134H63L62 136H61ZM198 135H199V133H197ZM19 135V136H18ZM99 135H101V134H99ZM4 136V137H3ZM14 136V137H13ZM24 136V137H23ZM6 137H9V139L8 138H6ZM126 137L130 140V143L131 144H128L130 147V150H129V148H128V151H126L127 153H126V156L124 157V158H127V159H124V162L125 161H127L126 162V165L128 166V169L126 170V171H124L125 172V174H124V172H122V168H121V165H120V158H118V156H116V154L115 153H117V155H118V153L119 152H116V151H113L112 149V151H111V155H109L110 154V152L108 151L110 148H105L106 146H105V144H102V151H101V153H100V159H101V161H103L102 159H104V162L105 161H107V162H105L106 163V166H108L109 165V162H110V165H109V168H110V170L108 169V171H109V177L111 178V176H112V181L109 179V181L108 182H111V183H113L114 181H116L118 178L120 179V175L119 174H124L123 176H121V179L120 180H122L123 178V181H127V180H130V181H128L126 184H128V183H132V186H133V184H135V182L137 183V181H135V180H133L135 177H136V175L139 177V179H140V181L138 182V184H135L134 186H140L139 188H141V189H143V188H145V186H149L150 184H149V182L151 183V179L153 178V177H155L156 178V176L155 175H158L159 174V172H160V170H162V171H164L163 169H161V168H157V167H155V170L156 169H158L157 171H154V168H153V166H152V168H150V169H153V170H150V169H148L147 168V166L148 165H145V167H143L144 166V164H142V163H145L146 162V164H149V163H153L154 162V159H155V157L154 156H156V159H157V155H150L149 153H146V155H144L145 156V158L144 157H141V158H144V160L145 161H143V159H142V161H140L141 163H138L137 165L138 166H136V164H134V162L132 163L131 161H132V159L135 157L134 155H133V158L131 157V159H129V157H130V152L132 151H135L134 150V147H136V148H139V150L141 149V147L142 146H149V144H150V146H151V144L152 143H156L155 145L153 144V146H156V148H157V145H158V147L160 146L159 145V143H160V138L159 139H152V138H150V137H146V136H144V135H141V134H139V135H137V136H135V137H132V136H128V135H126ZM139 138V140L141 141V142H143V140H145V142H143L144 143V145H142L141 146V143H139V142H137V141H139V140H136V139H138ZM4 139H6L7 141H5ZM12 139L15 141V144H16V140H17V143H18V145H14V142L12 141ZM19 139H21L22 140V143H25L26 141H27V143H25L24 145H22V143H21V140H19ZM23 139H25V140H23ZM131 139H133V140H131ZM143 139V140H142ZM147 139H150V140H148V141H150L151 143H149L148 144V142H147ZM19 140V141H18ZM152 140V141H151ZM155 140V141H154ZM159 140V141H158ZM25 141V142H24ZM133 141V142H132ZM136 141V142H135ZM13 142V143H12ZM20 142V143H19ZM134 143H136V146H135V144ZM13 144V145H12ZM33 144H34V147H35V149L37 148L38 150H39V153H38V150L36 149V150H34L33 149ZM41 144V143H40ZM133 144V145H132ZM147 144V145H146ZM2 145V146H1ZM7 145V146H6ZM11 145V146H10ZM32 145V146H31ZM40 146H42V145H40ZM3 147H7L6 149L5 148H3ZM167 147V146H166ZM166 147H165V149H166ZM169 147V146H168ZM16 148V149H15ZM43 148H45V146L43 145ZM132 148H133V150H132ZM150 147H148V149H149ZM155 148V147H154ZM13 149V150H12ZM30 150L29 152V155L27 154V156L25 157V151H23V150ZM103 149L105 150L106 149V152H107V154H108V156L106 157V152L105 151H103ZM108 149V150H107ZM150 149H153V147L151 146V148ZM19 150H21L22 151V153L19 151ZM33 150V151H32ZM40 150L42 151V153H43V156L42 155H40L41 154V152H40ZM138 150V149H137ZM17 151V152H16ZM37 151V152H36ZM44 151H46V153L44 152ZM130 151V152H129ZM181 151H183L186 155H185V158H186V156L188 157V159H189V161H191V160H196V163L197 164H195L196 166V168L197 169H199V167H200V162L201 161H199L198 160V158L200 159V160H202V158L199 156V155H196V154H194L193 153V151H188V148L187 149H185V148H183L182 147V145H181ZM4 152V153H3ZM27 153H28V151H26ZM37 153V155H36V153ZM113 152H114V154H113ZM137 152V151H136ZM191 152L194 154V156L196 155V156H198V157H196L195 159H194V157H193V154H191ZM23 153H25V154H23ZM34 153H35V155H34ZM102 153H103V156H104V154H105V156L103 157L102 156ZM134 153V152H133ZM132 153V154H133ZM6 154V155H5ZM22 154V155H21ZM30 154H33L35 157H38V158H35L34 156L33 157H29V156H31ZM150 155V157L152 156V157H154L153 159H152V157L150 158L149 157V155ZM8 155V156H7ZM24 155V156H23ZM119 155H120V153H119ZM128 155H129V157H128ZM148 155V156H147ZM189 155H190V158H189ZM9 156H10V158H11V161H10V159H9ZM23 156V157H22ZM30 158V159H27V158ZM40 157V158H39ZM67 157H69V159L68 158H66V160H65V162H64V164H63V167H62V170L61 171H57V176L59 177V179L57 180V181H60V182H62L61 180H62V176H63V182L62 183H65V182H73L74 180H72V179H74L73 177H74V175H72V174H67V169H68V167H69V165L72 163V162H74V160L76 161L77 160V155L75 156V155H69V154H67ZM103 157V158H102ZM109 157H110V159L112 158V160L115 158V160H116V162L117 163H115V161L113 162H111V161H109L110 159H109ZM137 157V156H136ZM147 157V158H146ZM3 158V159H2ZM23 158V159H22ZM42 158H43V160H42ZM108 158V159H107ZM119 159V161H118V159ZM185 158H184V163H183V161H182V163H180V164H182V167H183V170L181 171V172H183V171H185V173H187L188 171H189V169H191L192 168V161H191V163H188V161H186L185 160ZM13 159V160H12ZM25 159H26V161H25ZM34 159H35V162H34ZM134 159H136V158H134ZM133 159V160H134ZM153 161H152V160ZM155 159V160H156ZM187 159V158H186ZM187 159V160H188ZM191 159V160H190ZM2 160V161H1ZM6 160H7V164H6ZM27 160H29V161H27ZM45 160H47L46 162H45ZM130 160V162L132 163V164H134V166H135V168H134V166L132 165V164H130V165H128V161ZM43 161V162H42ZM71 161V162H70ZM150 161H152V162H150ZM9 162V163H8ZM27 162V163H26ZM36 162H38V163H36ZM48 162V163H47ZM147 162H149V163H147ZM10 163H12V165L10 164ZM30 163L32 164L31 166H32V168H31V166H30ZM35 164V166H34V164ZM46 165H45V164ZM68 163V164H67ZM111 163H113V164H111ZM135 163H137V161H135ZM187 163V164H186ZM28 164V165H27ZM38 164V165H37ZM43 164V165H42ZM114 164H115V166L116 167H118V170H120V171H116L117 170V168L114 166ZM140 164H142L143 166H141ZM174 164V163H173ZM173 164H171L173 167H174V165ZM180 164H175V167L176 166H180ZM11 165V166H10ZM120 165V166H119ZM190 165V166H189ZM9 166H10V168H9ZM12 166H15V167H12ZM26 166V167H25ZM29 166V167H28ZM38 166V167H37ZM41 166H42V168H43V170H42V168H41ZM110 166H112V167H110ZM132 167L131 168V170H130V168L129 167ZM5 167V168H4ZM28 167V168H27ZM51 167V168H50ZM120 167V168H119ZM141 167H143L142 169H141ZM168 167H169V165H168ZM167 167V168H168ZM171 167V166H170ZM172 167V170L173 171H170L171 173H172V175L170 176V174L168 175L167 174V176L166 177H168V179L170 178L171 180H173V181H175V185H177V186H175L174 187V185H173V187H174V189H175V191L173 190V187L171 188V190H173L174 192H173V194H177L178 196H177V198L179 197V196H181V197H179L178 199L176 198V197H174L175 199H172L171 197H173V196H176V195H173L172 193H169V188H170V182H171V180H170V182H168V179L167 178H165V177H162V173L160 172V175L158 176L159 178H160V176L162 177V179L160 178V180L158 179V177H157V179H158V181H161L159 184L161 185L162 184V186H159L158 185V187L160 188H162V190L160 191V189H158V191L159 192H161V193H164L163 194V196H162V194L160 193H157L158 191L156 190V192H155V190H154V192L153 191H151V192H149V196L151 197V196H153L152 197V200H153V203H156V204H150V207L147 205V208L146 209H148L146 212H147V214H145V216H144V221H143V219H142V221L139 223V225L138 226H140L139 228H137L136 230L137 231H135L134 230V233H131L130 232V236L131 237H128V239H130V238H133V237H135L136 238V240H139L140 242H142V243H146V241H147V243L149 244V245H153V244H161L162 245V243L163 244H166V243H168V241L166 240L167 238H169V237H171L170 235L171 234H173V233H175V232H177V230H179V229H183V228H181L182 226H183V224H185V223H180L179 221H177L176 219H181V217H185V215L186 214H184V213H186V211L188 210V208H186L185 209V205L187 206V204H188V206H190L191 204H190V202H191V199L192 198H194V196L196 195V194H198L200 191H201V183L199 184V183H196L195 184V186H194V188H192V187H190L189 186V184H188V180L186 179V178H184V176H185V173L183 172V173H180V176H178L179 174H178V172H177V169H178V167L177 168H173ZM185 167V168H184ZM35 169V170H38V173L36 172V173H32V174H30L31 172L29 171L30 169ZM64 168V169H63ZM115 168V169H114ZM133 168H134V170H133ZM139 168L141 169V171H142V173L141 172H139ZM146 168V169H145ZM180 168V167H179ZM8 169V170H7ZM33 169V170H34ZM160 169V170H159ZM165 169V168H164ZM175 169V170H174ZM187 169V170H186ZM12 170V171H11ZM34 170V171H35ZM114 170V171H113ZM136 170H138V172L136 171ZM147 171V170H150L149 172H150V175H149V172L147 173L148 174V176L151 178V173L154 175L151 179L149 178V181L147 180V177H146V181H145V183H144V178H145V173L146 172H144V171ZM165 170H171V168L170 169H165ZM129 171V172H128ZM136 171V172H135ZM174 171H176L177 173H176V175H175V172ZM5 172V173H4ZM33 172V171H32ZM60 172V173H59ZM62 172V173H61ZM111 172H113L114 174L112 175L111 174ZM121 172V173H120ZM130 172H135L134 174H136L135 176H132V178H131V173ZM144 172V173H143ZM19 173V174H18ZM130 173V174H129ZM174 173V174H173ZM210 173V174H209ZM209 173H207L206 174V178H208V179H214L215 180V182L217 183V187H218V189L220 190V192L222 193V196L218 199V200H216V202H214L213 203V205H212V208L215 210V214H216V216L218 217V219H217V221H216V227H215V235H212V233L210 232V231H208L207 230V227H206V224L204 223V222H206V221H203L204 219H203V215H204V211H203V209H201V208H199V209H201V210H199L198 209V207H196L195 206V203L193 204V213H194V216L196 217L194 220H189L190 221V223H189V225H191L192 223H191V221L193 222H195V224H196V222L198 223V224H196L199 228V230H198V232L199 233H197L196 232V230H195V227H196V229H197V226L195 225L194 227L193 226H189V228L191 227H193L194 229L192 230V233H195V235L196 234H198V237H200V239H196L195 240V238L197 237V235L195 236L194 234H191V236L192 235H194V240H190L189 238V240L192 242V243H196V241H198L199 240V242L200 243H202V242H205L204 241V239L205 238H209V240L208 241H206L203 245H205L206 246V244L209 246V244H210V246L209 247H203V246H199V242L196 244V246H197V248L195 247V249H194V251L196 252V256H192V255H194V252H193V254H191L190 256H188V258L190 257V260H191V262H196V264H205V262L207 261V262H213V261H218V259H219V257L217 256V253H216V249L217 248H219V250L220 251H223V248H224V246L225 245H227L230 249H232L234 252H239V251H241L243 248H244V246L245 245H247L248 243H249V239H250V237L252 236V235H254V234H258L259 232L258 231H261V229H264V211H263V209H264V194H262V193H260V192H256L254 195H252V196H250V197H247V198H243L241 195H239V193H240V191H241V189L243 188V186L247 183V180H248V178L249 177H246V176H248V175H250L251 174V172H250V174H249V172H247L248 173V175L247 174H243V173H241V172H239V174H238V172H237V174H234V173H236L235 171H232V170H227V171H219V170H217V169H215V170H212V172H209ZM214 173H216L217 174V177H216V174H214ZM223 173H224V175H223ZM241 173V174H240ZM4 174V175H3ZM62 176H61V175ZM110 174H111V176H110ZM116 174H118L117 176H115ZM128 174V175H127ZM134 174H132V175H134ZM147 174H146V176H147ZM178 174V175H177ZM183 176H182V175ZM209 174V175H208ZM32 177H31V176ZM126 175V176H125ZM192 175L193 176H199V175H201V173L200 172H194V173H192ZM228 175V176H227ZM232 175V177H230ZM24 176H25V178H24ZM28 176V177H27ZM35 176H36V178H35ZM61 176V177H60ZM119 176V177H118ZM170 176V177H169ZM172 176H176L174 179H172ZM178 176V177H177ZM209 176V177H208ZM240 176H243V177H241V178H245V179H241L240 178ZM5 177H6V179H5ZM66 177V178H65ZM116 179H115V178ZM138 177L137 178H135L136 180L138 179ZM183 177V178H182ZM238 177V178H237ZM24 178V179H23ZM164 178H165V180H164ZM176 178H178L179 180L177 181V179ZM181 178V179H180ZM217 178V179H216ZM228 178H229V181H230V183H229V181H228ZM235 178H237V179H235ZM3 179V180H2ZM21 181H20V180ZM36 179V180H35ZM68 179H69V181H68ZM115 179V180H114ZM131 179L133 180V182H131ZM138 179V180H139ZM176 179V180H175ZM233 179L235 180L234 182H233ZM239 179H241V180H243L244 181V184L243 185H241V184H239V183H241V182H243V181H240ZM65 180V181H64ZM70 180H72V181H70ZM114 180V181H113ZM153 180V179H152ZM156 179H154L153 181H152V184L151 185H153V182L155 181ZM182 180V181H181ZM219 180V181H218ZM3 181V182H2ZM7 183H6V182ZM11 181V182H10ZM33 181V182H32ZM122 181V182H123ZM125 181V182H126ZM135 181V182H134ZM157 181V180H156ZM157 181V182H158ZM164 183H163V182ZM224 181H225V183H224ZM227 181V182H226ZM232 181V182H231ZM246 181V182H245ZM35 182V183H34ZM125 182H123L124 184H125ZM147 182V183H146ZM177 182V183H176ZM179 182V183H178ZM202 182V181H201ZM235 182H237V183H235ZM3 183V184H2ZM29 183H30V185H29ZM110 183V184H111ZM156 183V182H155ZM154 183V184H155ZM166 183H168V184H166ZM47 186H46V185ZM70 184H73V183H70ZM164 184H165V186H164ZM181 184V185H180ZM228 184V185H227ZM1 185L3 186H5V188L6 187H8V188H4V186L3 187H1ZM27 185V186H26ZM150 185V186H151ZM234 185V186H233ZM239 187H238V186ZM18 186V187H17ZM21 186V187H20ZM48 186H50V187H48ZM131 186V185H130ZM167 186H169V187H167ZM178 186H180V187H182V188H184L185 189V191H184V189L182 190L183 192H185V193H182V191L181 190H179L178 188ZM240 186H241V188H240ZM22 187L24 188V190H22ZM26 187V188H25ZM33 187V188H32ZM35 187V188H34ZM143 187V188H142ZM165 187H166V189H165ZM177 187V188H176ZM2 188H3V190H2ZM12 188V189H11ZM18 188V189H17ZM30 190H29V189ZM32 188V189H31ZM182 188H180V189H182ZM15 189H17V191L15 190ZM33 189H36L35 190V192H38V193H35V192H29V191H34ZM44 189V190H43ZM147 188H145V189H143V190H146ZM164 189V190H163ZM13 190V191H12ZM179 190V191H178ZM189 192V193H191V194H189V193H187V191ZM9 191V192H8ZM11 191H12V194H11ZM23 191V192H22ZM40 191H42V192H40ZM13 192H16V193H13ZM170 192H172V191H170ZM151 193H153L152 195H151ZM166 193V194H165ZM179 193V194H178ZM23 194V195H22ZM36 194H38V195H36ZM167 194H169L170 196H171V194L173 195V196H169V195H167ZM187 194V195H186ZM192 194L194 195V196H192ZM2 195V196H1ZM21 195V196H20ZM35 195V196H34ZM97 195L98 196H92V197H87V198H85V199H82L83 201H81V200H79L78 201V214H77V217H78V219L81 221V226H85V223H86V220H87V218H95V216H98V217H100V216H102L103 214L102 213H104L103 212V209L102 208H104L106 205H107V207H105V208H108V204L111 202V200H110V197H108V195L104 192V193H97ZM101 195V196H100ZM158 195H160V197L158 198ZM164 195H165V197H166V199L168 198V196H169V198H168V200H165V197H164ZM189 196V202L187 203V201H186V199H187V197L185 198L184 197V200L186 201V203L187 204H184L185 203V201L182 199V197L183 196ZM42 196V197H41ZM46 196V197H45ZM103 196V197H102ZM3 197L5 198V199H3ZM10 197H12V198H10ZM155 197V198H154ZM192 197V198H191ZM10 198V199H9ZM107 199V200H105V199ZM191 198V199H190ZM237 200H236V199ZM14 201H12V200ZM31 199V200H30ZM38 199V200H37ZM44 199L46 200V202H42V201H44ZM93 199L95 200V201H93ZM177 199V200H176ZM241 199H244V200H241ZM249 202H251V203H248V201ZM253 199H254V201H253ZM4 200H6V202L4 201ZM36 201V202H38L37 204H34V202H31V201ZM42 200V201H41ZM91 200H92V202H91ZM109 200V202H107ZM159 200H160V202H159ZM172 200V201H171ZM174 200H176V201H178V200H180V203H178V202H174ZM40 201L42 202V203H40ZM163 201H169V202H164L163 203ZM7 202H9V203H7ZM16 202V203H15ZM35 202V203H36ZM102 202V203H101ZM174 202V204H172ZM218 202V203H217ZM255 202H257V203H255ZM13 203V204H12ZM83 203V204H82ZM108 203V204H107ZM160 203H163V204H165V203H167L166 205H170V206H167V207H165L163 204H162V206H160L161 204ZM192 203V202H191ZM198 203V202H197ZM259 203H260V206H259ZM9 204V205H8ZM158 204H159V206H158ZM181 204H183L182 205V208H180L181 206L180 205ZM190 204V205H189ZM257 204V205H256ZM11 205V206H10ZM15 205V206H14ZM19 205V206H18ZM21 205H22V208H21ZM27 205V206H26ZM95 205V206H94ZM175 205V206H174ZM233 205V206H232ZM18 206V207H17ZM42 206V207H41ZM46 206V207H45ZM158 206V207H157ZM164 206V208H161V207H163ZM173 206V207H172ZM179 208H178V207ZM250 206V207H249ZM263 206V207H262ZM81 207H83V208H81ZM90 207H92L93 208V211L91 210V208ZM98 208V210H97V208ZM102 207V208H101ZM155 207V209H152V208H154ZM157 207V208H156ZM168 207H169V210L171 209L172 210V208L174 209V210H170V212H169V210H167L168 209ZM175 207H177V208H175ZM192 207V206H191ZM196 207V208H195ZM247 207V208H246ZM259 207V208H258ZM5 208H7V215H4V209ZM13 208V209H12ZM90 208V209H89ZM96 210H95V209ZM104 208V209H105ZM241 208V209H240ZM247 210H246V209ZM261 208V209H260ZM9 209V210H8ZM11 209V210H10ZM21 209V210H20ZM32 209V210H31ZM159 209V210H158ZM161 209V210H160ZM164 209H165V212H168V213H166V216L168 215L169 216V218L173 215H176V216H174L176 219H173V217L171 218L172 219V221H174V222H179L178 224H182L181 225V227H179V226H177L178 227V229L177 228H175L176 229V231L174 230V228H173V226L176 224V223H174L173 222V226H172V228H173V230L171 229V226H169L168 227V230H166L167 229V227H166V225H171L172 224V222H171V224H169V222H170V220L168 219V216L165 218V212H164ZM196 209H198V210H196ZM260 209V210H259ZM13 210V211H12ZM89 210V211H88ZM107 210V209H106ZM106 210H104V211H106ZM152 210V211H151ZM157 211V212H155V211ZM176 210V211H175ZM178 210H183V211H181V212H179ZM190 210L192 211V209L190 208ZM190 210H188L189 212H191ZM17 211V212H16ZM22 211V212H21ZM27 211V212H26ZM44 211H46L45 213H43ZM82 211V212H81ZM86 211H87V213H86ZM159 211V212H158ZM161 211V212H160ZM185 211V212H184ZM196 211H197V214H196ZM254 211V212H253ZM12 212H13V215H12ZM21 212V213H20ZM88 212H90V213H88ZM149 212V213H148ZM174 212H176V213H174ZM189 212H187V213H189ZM200 212H202V213H199ZM11 213V214H10ZM16 213L18 214V215H16ZM29 215H28V214ZM31 213V214H30ZM100 213V214H99ZM156 213V214H155ZM158 213V214H157ZM160 213V214H159ZM162 213V214H161ZM169 213H171V214H169ZM174 213V214H173ZM192 212H191V214H193ZM251 213H252V215H251ZM93 214V215H92ZM181 214V215H180ZM191 214H190V216H191ZM202 214V221H203V223L204 224H202L201 223V221H199L200 219V215ZM230 214V215H229ZM28 217V219H27V217ZM90 215V216H89ZM100 215V216H99ZM154 217H153V216ZM157 215H159L158 217H157ZM163 216V217H161V216ZM171 215V216H170ZM188 215V214H187ZM197 215V216H196ZM248 215H249V217H248ZM256 215V216H255ZM24 217V219H22L21 218V220H20V217ZM151 216V217H150ZM189 216V215H188ZM189 216V217H190ZM193 216V215H192ZM238 216V217H237ZM35 217H37L38 218V220L35 218ZM153 217V218H152ZM156 217V219H154ZM160 217V218H159ZM184 217H183V219H184ZM188 217V218H189ZM252 217V218H251ZM257 217V218H256ZM19 218V219H18ZM35 218V219H34ZM57 218H59V214L57 213L55 216H54V219L57 221L58 219ZM147 218H149V219H147ZM163 218H164V220H163ZM186 218V217H185ZM194 218V217H193ZM240 220H239V219ZM246 218V219H245ZM259 218V219H258ZM157 219H158V221H159V219H162V220H160L161 221V223H162V221H163V223H165V222H168L167 224L165 223V224H163V226H161V223L160 222H158L157 221ZM167 219V220H166ZM187 219V218H186ZM186 219H184V220H186ZM190 219V218H189ZM12 220H15V222H13ZM26 220V221H25ZM36 222H34V221ZM148 220H149V222H148ZM155 220V221H154ZM166 220V221H165ZM183 220V221H184ZM10 221H12V223H10ZM25 221V222H24ZM157 221V222H156ZM240 221V222H239ZM260 221V222H259ZM22 222H24L23 224H22ZM28 222H30L31 223V226L29 225V223ZM145 222H146V224H145ZM185 222V221H184ZM187 222V225H188V221H186ZM199 222L201 223V224H199ZM244 222V223H243ZM3 223H4V226L5 227H7V228H4V226H2L3 225ZM18 223V224H17ZM19 223H21V224H19ZM28 223V224H27ZM39 223V225H37ZM84 223V224H83ZM144 223V224H143ZM160 223V224H159ZM142 226H141V225ZM194 224V223H193ZM233 224V225H232ZM17 225V226H16ZM21 225V226H20ZM30 227H29V226ZM33 225H35V226H33ZM146 225V227H144V228H147V229H144L143 228V226H145ZM148 225V226H147ZM153 225V226H152ZM165 225V226H164ZM201 225V226H200ZM241 225V226H240ZM9 226L12 228H9ZM155 226V227H154ZM158 226V227H157ZM185 226H186V224H185ZM32 227V228H31ZM156 228V229H154V228ZM164 227H166L165 229H164ZM204 227V228H203ZM140 228H142V229H140ZM158 228V229H157ZM160 228V229H159ZM188 228V229H189ZM200 228H201V231H200ZM206 228V229H205ZM236 228V229H235ZM247 228H248V230H247ZM256 228V229H255ZM5 229H6V231H5ZM16 229V230H15ZM139 229H140V231H139ZM152 229V230H151ZM247 231H246V230ZM251 229V230H250ZM15 230V231H14ZM142 230V231H141ZM147 230V231H146ZM151 230V231H150ZM158 230V231H157ZM184 230V229H183ZM182 230V235L184 234V235H186V237L185 238H187V236H188V234L191 232H189V231H187V234H185L186 232L185 231H183ZM186 230H187V227H186ZM191 230V229H190ZM98 231L99 230H94L93 232H91V234H90V236H91V238H92V240H93V238L94 237H98ZM150 231V232H149ZM166 232L167 234H168V232H171V234L170 235H168L169 237H167L166 238V233L164 234V232ZM168 231V232H167ZM180 231V230H179ZM179 231H178V233H179ZM96 232H97V234H96ZM139 232V233H138ZM144 232V233H143ZM146 232V233H145ZM147 232L149 233L148 235H150V234H152V236H153V239H151V240H148L147 238H148V235H147ZM154 232V233H153ZM156 232H160V236H159V234L157 233L156 234ZM181 232V231H180ZM183 232H185V233H183ZM202 232H204V235H207L206 237H204L203 235H200V234H202ZM13 233V234H14ZM136 233H137V235H136ZM206 233V234H205ZM232 233V234H231ZM8 234H11V235H8ZM133 234H134V236H133ZM144 234H145V237H144ZM155 234V235H154ZM165 236H164V235ZM181 234L179 235V237H181V238H179L180 240H182V241H184V239L185 238H182L183 236H181ZM16 235H21L19 238L17 237V238H15L16 237ZM139 235V236H138ZM140 235H142V236H140ZM190 235V234H189ZM200 235V236H199ZM241 235H243V236H241ZM1 236H3L2 238L3 239H1ZM23 236H30L31 237V239L33 238V240L34 241H37L36 242V244H33V243H35V242H33V240H29L30 238H28V240L27 239H22V237ZM33 236V237H32ZM133 236V237H132ZM163 236V237H162ZM161 237V238H160ZM204 237V238H203ZM134 238V239H135ZM139 238V239H138ZM157 238V240H155ZM158 238H160V239H158ZM191 238V237H190ZM110 240H113V241H111L112 243H114V245H118L119 244V241L120 240H118V238H114V239H112V238H109ZM108 239V240H109ZM127 238L126 239H123V241L124 240H128ZM141 239V240H140ZM147 239V240H146ZM178 239V242L180 241ZM187 239V241L184 243V245H186L187 246V244L186 243H188L189 242V240ZM192 239V238H191ZM107 240V241H108ZM117 240H118V242H117ZM164 242H163V241ZM203 240V241H202ZM212 240V241H211ZM4 241V242H3ZM150 241V242H149ZM155 241V242H154ZM160 241V242H159ZM182 241H180V242H182ZM194 241V242H193ZM5 242H7V243H5ZM9 242H11V246H12V248L13 247H16V248H13V250L14 251H12V248H10L9 247ZM117 242V243H116ZM5 243V244H4ZM191 243V244H192ZM14 246H13V245ZM190 244V243H189ZM189 244H188V247H191L190 248V250L191 249H193L194 247L191 245V246H189ZM18 245V246H17ZM178 245H179V243H178ZM184 245H183V243H182V247H184ZM194 245V244H193ZM200 248H199V247ZM48 247H50V248H48ZM182 247H180V249H178L179 251H181L182 250ZM188 247H184V250H186V251H190L189 249H188ZM203 247V248H202ZM8 248V249H7ZM178 248H179V246H178ZM185 248H187V249H185ZM205 248V249H204ZM209 248V249H208ZM5 249V250H4ZM11 249V251H8V250H10ZM19 249V250H18ZM197 249H200V251L199 250H197ZM47 250V251H46ZM193 251V250H192ZM192 251H190L191 253H192ZM1 252H2V254H1ZM30 252V253H31ZM53 252V251H52ZM51 252V253H52ZM183 252L184 253H186L185 251H181V252H178L179 253V255H181V254H183ZM21 253V252H20ZM33 254V253H32ZM36 253H34V255H35ZM53 254V253H52ZM57 254H59V253H55L52 257H54L55 255H57ZM187 255L189 254V252L188 253H186ZM186 254H183L182 256H180V257H178V260L182 257V259H180L179 261H181L183 264H188V262H185L186 261V259H188L187 257H185L184 255H186ZM2 255V256H1ZM22 255V254H21ZM74 256H75V254H73ZM178 255V256H179ZM186 255V256H187ZM59 256V255H58ZM21 257H23V255L21 256ZM25 257V256H24ZM183 257L185 258V259H183ZM192 257V258H191ZM194 258V259H193ZM196 258V259H195ZM25 259V258H24ZM23 258H20L19 260H24ZM26 259H27V257H26ZM24 260L25 262H27V260ZM182 260H185V261H182ZM189 260V259H188ZM187 260V261H188ZM190 260H189V262H190ZM195 262L193 263V264H195ZM25 264V263H24ZM27 264V263H26ZM190 264V263H189Z\"/></svg>",
  "mask_w": 264,
  "mask_h": 264
},
{
  "label": "snow or ice",
  "instance_id": "snow-or-ice-1",
  "mask_svg": "<svg viewBox=\"0 0 264 264\" xmlns=\"http://www.w3.org/2000/svg\"><path fill=\"white\" fill-rule=\"evenodd\" d=\"M52 8L64 7V5H50ZM71 7V5H69ZM79 9L81 7H92L94 9L107 8L108 5H76ZM112 8L117 7L111 5ZM188 5L179 4L171 6L169 10V19L167 21L169 26L177 23L182 18V13L176 9H182ZM200 8L214 10L217 15L231 17L237 11L246 12L247 18L251 24L248 39L250 41L256 40V32L259 31V39L256 43H252L247 47L242 54L239 55L237 61V71L249 78L259 75L264 79V0H244V2H233V0H215L213 3H208L207 0L199 5ZM173 12L175 14H173ZM89 19H95V14L89 18L87 13L80 16H73L68 20V24L79 22L80 26L84 28ZM162 19V18H161ZM259 20V25H257ZM61 25L64 20L61 19ZM163 23V19H162ZM259 47L260 56L257 59L256 49ZM153 56L159 65L158 72L160 76H164L169 71L179 81L190 79L191 70L186 67L184 57L195 59L197 63L211 64L215 62L216 57L210 61L195 53L191 52L182 41H179L173 46L169 44L164 47H157ZM219 71L220 69H216ZM205 87H211L205 83ZM83 91V89H81ZM210 94V93H209ZM62 99V98H60ZM88 107H93L96 100L93 99L92 104H88L87 99L82 101ZM78 107V105H77ZM110 121L107 126L97 125V130L103 135V140L106 148H110L116 152H126L129 148L127 144L126 134L136 131H146L153 136L162 137V143L168 145L166 149L168 152V159L174 164H180L185 158V153L181 151L183 148H189L190 143L185 133H178L169 131L167 127H156L153 121L164 124L158 117L145 116V118L136 120L134 122H126L123 115L107 114ZM168 124H171V118L165 116L164 118ZM264 123V122H262ZM43 120L39 124L34 125V129H39L43 125ZM47 128L43 132H29L26 135L33 137L32 142L37 144H44L49 154V158L53 164L52 173L48 179L49 183H56L59 177L57 171L62 169L63 163L67 158V153L60 147L61 137L58 135V129L55 125ZM9 135L7 131L4 133ZM260 144L258 149L248 152L246 158H241L239 155L229 157V163L236 171L251 170V175L247 183L241 189L239 195L242 197H250L256 192L264 194V128L260 133ZM219 139V136L213 137ZM193 152L198 150L193 148ZM196 160L192 161V168L185 173L184 178L189 181V186L194 188L195 184L201 182V191L195 195V206L203 209L204 220L206 221L207 230L215 235L216 221L218 217L215 210L212 208L213 203L222 196V193L217 187L214 179L206 178V174L212 172V166L201 160L200 167H195ZM180 170H183L180 164ZM200 172L201 175L193 176L192 173ZM4 215H7V208L4 209ZM62 235V233H61ZM106 233H101L100 236L94 237L91 243H88L89 237L83 238L84 242L79 244V250L73 249L75 256L64 250L61 256L55 258H48L52 256L51 251L46 254L43 250L32 255L28 249H21V254L27 257V264H182L180 261H172L165 259L171 254L170 250L159 245L148 246L134 238L121 241L119 245H114L111 241H105L103 237ZM11 246V242L9 244ZM59 251V250H58ZM218 261L205 262V264H264V229L258 234L250 237L249 243L239 252H234L227 245L224 246L223 251L216 249ZM0 264H24L23 260H12L5 255V258L0 259Z\"/></svg>",
  "mask_w": 264,
  "mask_h": 264
}]
</instances>
